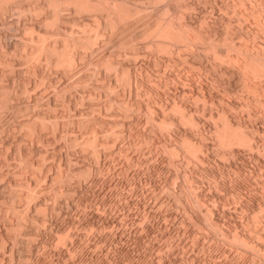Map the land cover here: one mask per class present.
Segmentation results:
<instances>
[{
	"label": "rangeland",
	"instance_id": "1",
	"mask_svg": "<svg viewBox=\"0 0 264 264\" xmlns=\"http://www.w3.org/2000/svg\"><path fill=\"white\" fill-rule=\"evenodd\" d=\"M108 1V0H107ZM111 1V0H109ZM122 2H124L125 4L130 3L128 5H137L139 7H141V11L143 10L145 13H148V15H151L150 18L154 19L152 22V25L154 22L156 21L155 18L159 17H166V13L167 15L169 14V10H165V6H167L168 4H174L175 6H177V10H179V12H181L182 10H186V11H190V13H192V17L193 20L195 19V21L202 16L203 14L206 16V19L208 18V20H213L215 23L214 25H216V29L218 30L217 32V36L219 40H217V42H219L221 44V42L223 44H221V46L226 47L229 44V40L225 39L223 36L224 34H226L225 30L223 32V29L226 28L228 34H230L232 31V29H238V27H240L239 29H241L242 31L245 32V30L247 31L248 29L252 30V24H249V22L252 20V18H247L245 19V21H243L244 19H242L241 23H237V15H240L239 13H235L238 10H241L243 5H239L240 3L237 4V2H233L234 0H120ZM181 1V2H180ZM186 2V6L187 8H183ZM188 1V3H187ZM232 1V3H231ZM30 2V0H13V5L14 8H16V12L15 13H11L12 10H10L7 14V18L3 21V23H0V32H2L5 37H3V39H5L6 41L8 39H12V41H18L17 43L20 42V39L23 37V35H25L24 30H23V24H24V20H26L25 24H27V21L29 20H33L37 23H41V19L39 16H37V18L40 19V21H36L39 20L34 17H32V15L34 16V14L31 15L30 19H23L22 16H24V12L22 14H20V12L18 13V8L19 5L24 4V3H28ZM166 2V4H165ZM174 2V3H173ZM178 2V3H177ZM180 2V3H179ZM223 2V3H222ZM229 4H228V3ZM183 3V5H182ZM192 3V4H190ZM225 3V4H224ZM165 4V5H164ZM178 4V5H177ZM188 4V5H187ZM231 4H235L238 6H233ZM163 5V6H162ZM181 7H180V6ZM194 5V7H189ZM225 5V6H224ZM160 6V8H159ZM231 7V8H230ZM163 8V9H162ZM236 8V10H235ZM244 8V7H243ZM21 9V8H19ZM70 9V10H69ZM69 9H62V15H63V11H66L64 14L65 17L62 16V18L65 20L62 23V27L61 29L63 31V33H61V35L59 36V39L62 40L60 42H63V40L65 39V34L72 32L73 34H78L81 36L82 34V38L84 41L85 45H89L90 43V47L89 49L92 50V54L91 52H89L88 47L86 48V46H84V44H81V49L79 48L80 56L77 59V63H76V69L73 70L75 67L71 66V65H66L64 64H53V66L50 67H44V63H38V75L41 74H46V76L48 75V77H46L47 80H51L53 82L50 81L51 84L45 83V85L47 84L48 87H41L39 88L38 86V79L39 76L37 74H32V71H30L31 73H27V70L25 67H23V63L16 65V67L18 66V68H16V71H14V73L10 72L9 70H6V77L9 79H11V76L15 77L17 79V83L15 82L14 84L17 86L16 90H17V95L19 98H15V101L13 105H15L13 108H9L10 111H8V113L6 112L5 114H3L4 116H6V118L8 116H10V114H12V117L8 120H6V122L4 123L3 121L0 122V129L2 128V126L6 125V128L3 127L0 131V134L2 135V137L0 136V166H6V169L3 170V166L2 168L0 167V171L1 169L3 170L2 172H0V212H1V219H0V229H2L3 232L6 233L5 239L4 238L2 240H0V242H2L0 244V264H32V262H34L33 264H62V262H64L63 264H264V257L263 260H259V253L260 255L264 256V249L263 247L257 248V250H255V247H257L255 245V240L254 239V235L256 236V234H254V230L256 231H262V233L264 234V221L261 223L259 222V224L261 223L262 227L258 226V222L259 220H263L264 218L262 216H264V213H261L260 209H255L254 213V207L256 204H251L250 206L246 205V202H248L249 200L251 201L252 199L255 200V202L258 200L263 201L264 198V154L263 156L261 155L260 158L258 156L253 157V156H249V153H247V149H246V145L241 144V143H237V145L235 144L236 142H225L227 144H225L224 142L220 143L221 141L216 139V134L215 131L212 132L209 131L207 127L205 126V128H203L204 126L201 124H199L196 128L194 127L192 124L188 123L185 121L184 122H173L171 123V121L169 120H154L153 118L155 117L154 115L158 112L159 110L156 108L158 105V103L156 104V102L154 103L152 101V98L154 99L155 96H157V92L159 95H161V97L167 101H169L168 96L171 97L169 94H172L174 92H183L185 94H182L183 96H185L186 94L188 96L191 95L188 94L190 91H195L196 90L200 91V93L203 94V92H205V95H210L211 94H215L223 100L219 101L223 104L227 106V111L228 112H233V115H236V118H244L246 120H251L252 122L258 123L257 126H259V128L262 129V127L264 126V104L262 103V100L260 101L261 98L264 97V85L263 88L260 89V91H256L252 88V86L249 84H247V82L245 81V77L247 74V76L249 77L250 75V80H254V82H264V76L262 77H257V76H252L254 75L252 73V71L250 70V68L248 66H245L244 62L242 61V59H237V58H233L235 60H233L232 58L228 59L231 61H228V59L225 57L223 58H217L214 59L213 57H210L211 53L207 52L209 56H205L204 54L202 55V53H200L201 56H199L198 52H200L199 50H201L202 48L198 46L199 44V40H193V43H190L188 46H185L184 48H188V49H183L181 50L183 53H186L184 56L187 57L185 58L183 55L181 56V51L180 53H177V57L179 56L181 59L176 58L172 55V53H169L167 51H165L162 48H157L155 45L149 43L148 41L151 38H159L161 37L160 35H157V29L156 26L151 27L150 25L147 27L148 29H144V24L140 21H137L138 23H135L133 26H131L130 28H128L127 30H121L120 28L117 30L114 28H110V27H115L114 25H112L109 21V19H107L109 16L108 12L104 9H100V8H96V9H73L69 8ZM234 9V10H233ZM259 9V8H258ZM156 11V14L154 11ZM227 12H226V11ZM15 11V10H14ZM21 11V10H19ZM88 11V12H87ZM100 11V13H99ZM104 11V12H103ZM142 11V13H143ZM148 11V12H147ZM152 14H151V12ZM158 11V12H157ZM91 12V13H90ZM106 12V13H105ZM94 13V14H93ZM99 13L101 16H99ZM104 13V14H102ZM141 13V14H142ZM150 13V14H149ZM161 15H160V14ZM200 13V14H199ZM20 14V18L17 19V15ZM52 14V10L51 8L47 11V16H49V18L51 19L52 17H50V15ZM93 14V15H92ZM106 14V17L104 16ZM165 14V16H164ZM197 14V16H196ZM202 14V15H201ZM69 15V16H67ZM89 15V16H88ZM96 15V16H95ZM103 15V16H102ZM147 15V16H148ZM163 15V16H162ZM213 15V16H212ZM215 15V16H214ZM25 16L28 17L25 13ZM52 16V15H51ZM67 16V17H66ZM88 16V18L85 17ZM91 16V17H90ZM210 16V17H209ZM11 17V18H10ZM16 17V19L14 18ZM24 17V18H26ZM36 17V15H35ZM74 17V19L72 18ZM93 17V18H92ZM105 17V18H104ZM149 17V16H148ZM214 17V18H213ZM10 18V19H9ZM66 18V19H65ZM104 18V19H103ZM231 19L230 23H227L226 19ZM14 19V20H13ZM21 19V20H20ZM82 19V20H81ZM91 19L93 21H91ZM215 19V20H214ZM235 19V21H234ZM251 19V20H249ZM67 20V21H66ZM90 20V21H87ZM96 20V21H95ZM105 20V21H104ZM108 20V21H107ZM226 24H225V22ZM77 21V22H76ZM80 21V22H79ZM99 21L102 23L100 24ZM104 21V22H102ZM65 22V25H64ZM76 22V23H75ZM90 22V23H89ZM93 22V23H92ZM110 24H109V23ZM200 21H198V24ZM56 23V22H55ZM53 21L51 23H47L50 26L46 25L47 28H49V31L51 30V28L56 27L57 28V24H55ZM195 23V22H194ZM218 23V24H217ZM224 23V24H223ZM251 23V22H250ZM55 24V26H54ZM105 24V26H104ZM107 24V25H106ZM109 24V26H108ZM138 24V25H137ZM238 24V26H237ZM241 24V25H240ZM256 24V23H253ZM111 25V26H110ZM136 25V26H135ZM155 25V24H154ZM224 27H223V26ZM226 25V26H225ZM240 25V26H239ZM251 25V26H250ZM94 26V27H93ZM108 26V28H107ZM234 26V27H232ZM66 27V28H65ZM149 27L150 30H149ZM237 27V28H236ZM246 27V28H245ZM259 27L260 30L258 31L257 28ZM255 27V31L257 29L256 32L260 33V35L258 33L255 32L254 36H248L243 40H246L248 45L247 47L254 52V50H256V46L257 44H262L264 42V32H261L264 30V28L262 29L261 26L259 24H256ZM55 28V29H56ZM110 28V29H109ZM248 28V29H247ZM55 29H52L51 31H54ZM134 29V30H133ZM153 29V30H152ZM103 30V32L101 33V31ZM120 30V31H119ZM132 30V31H131ZM143 30V31H142ZM147 30V33H146ZM156 30V31H155ZM248 30V31H249ZM50 31V33H52ZM67 31V32H66ZM106 31V32H105ZM124 33H122V32ZM137 31V32H135ZM145 31V32H144ZM154 31V32H153ZM15 32V33H14ZM92 32V33H91ZM95 32V33H94ZM97 32V33H96ZM129 37L127 39L128 44H126V40L123 42H119V38L122 35H126ZM143 32V34H142ZM230 32V33H229ZM243 32V33H244ZM85 35H84V34ZM111 33V34H110ZM114 34V36L112 37V35ZM117 33V34H116ZM137 33V34H136ZM246 33V32H245ZM75 34V35H76ZM87 34V35H86ZM91 34V35H90ZM98 34V36L96 37V39H93V35ZM102 34V35H101ZM103 34H106L103 35ZM110 34V36L108 35ZM121 34V35H120ZM136 34V35H135ZM152 34V35H151ZM258 36H257V35ZM63 35V36H62ZM84 35V36H83ZM90 35V37H89ZM131 35V36H130ZM86 36V37H85ZM102 36V37H101ZM133 36V37H132ZM150 36V37H149ZM154 36V37H153ZM223 37L224 39L221 40ZM259 36L263 37V42L261 40V37L259 38ZM53 39V36H51ZM62 39H61V38ZM88 37V38H87ZM111 37V39L109 38ZM132 37V38H130ZM136 37V38H135ZM254 37V38H253ZM256 37H258L259 39H256ZM17 40H16V39ZM85 39H87L85 41ZM110 39V40H109ZM129 39H132L131 41ZM252 40H256V41H251ZM99 40V41H98ZM221 40V42H220ZM13 41V42H14ZM89 41V42H88ZM97 43H96V42ZM108 41V42H107ZM130 41V42H129ZM134 41V42H133ZM228 41V42H227ZM133 42V43H132ZM139 42V43H138ZM257 42V43H256ZM101 43V44H100ZM119 43V44H118ZM121 43V44H120ZM125 43V44H124ZM133 45H132V44ZM252 43V45L250 44ZM255 43V44H254ZM93 44V45H92ZM108 44V45H107ZM219 44V45H220ZM256 46H254V45ZM121 45V46H120ZM126 45V46H125ZM131 47H130V46ZM135 45V46H134ZM138 45V47H137ZM243 45V44H242ZM84 46V47H83ZM91 46H93L94 48H92ZM97 46V47H96ZM109 46V47H108ZM119 46V47H118ZM123 46V47H122ZM253 46V47H252ZM9 47L11 48V46L5 47V51L9 53ZM105 47V48H104ZM126 47V48H125ZM155 47V48H154ZM255 47V48H254ZM86 50H85V49ZM96 48V49H95ZM125 48V51H124ZM131 48V49H129ZM254 48V49H253ZM106 49V50H105ZM121 49V50H119ZM147 49V50H146ZM153 49H157V50H153ZM129 50V51H128ZM135 50V51H134ZM142 50V51H140ZM160 50V51H159ZM131 51V52H130ZM149 51V53H148ZM234 50H231L230 52H233ZM99 52V53H98ZM102 52V53H101ZM136 52V53H135ZM153 52V53H152ZM156 52V53H155ZM164 52V53H163ZM194 52V54L192 55V53ZM84 53L86 55H84ZM90 53V55H89ZM95 53V54H94ZM111 53V54H110ZM119 53V54H118ZM138 53V54H137ZM145 53V54H144ZM160 53V54H159ZM168 53V54H167ZM108 54V55H107ZM128 54V55H127ZM144 56H143V55ZM165 54V55H164ZM94 57H91V56ZM103 57H101V56ZM120 55V56H119ZM158 55V56H157ZM166 56V57H163ZM168 55V56H167ZM90 56V57H89ZM110 56V58H109ZM113 56V57H112ZM117 56V57H116ZM171 56V57H170ZM173 56V58H172ZM194 56V57H193ZM196 56V57H195ZM200 58H199V57ZM99 57H101L104 60L105 58H109V60L111 59L110 63H112V65H110V67H106V63H109V60L105 59L104 61L101 59V63H99ZM121 57V58H120ZM129 57V58H128ZM154 57V58H153ZM169 61H168V59ZM170 57V58H169ZM193 57V58H192ZM88 58V59H87ZM113 58V59H112ZM225 58V60L223 61V59ZM83 59V61L81 60ZM93 61H92V60ZM115 59V60H114ZM157 59V61H155ZM175 59V60H173ZM178 59V60H177ZM218 59H220L219 61L223 62H227V66L224 65L225 63H223L221 61V63L218 61ZM79 60V61H78ZM98 60V61H97ZM113 60V61H112ZM174 63H173V61ZM207 60V61H206ZM216 60V61H214ZM13 61H15L13 59ZM90 61V62H89ZM93 63H92V62ZM104 62V66L102 65ZM108 61V62H106ZM118 61V62H117ZM120 61V62H119ZM123 61V62H122ZM142 61V62H141ZM164 61L166 63H164ZM179 61V62H178ZM199 61V62H198ZM95 62V63H94ZM159 62L161 64H159ZM172 62V63H171ZM188 62V63H187ZM193 62V63H192ZM216 62V63H215ZM219 62V63H218ZM232 62V63H231ZM239 62V63H237ZM84 63V64H83ZM90 63V64H89ZM98 65H97V64ZM136 63V64H135ZM141 63V64H140ZM195 63V64H194ZM212 63V64H211ZM230 63V64H229ZM241 63V64H240ZM43 66H42V65ZM81 64V67H80ZM83 64V65H82ZM92 64V65H91ZM101 64V65H100ZM115 65L117 68H115ZM129 64V65H128ZM177 64V65H176ZM181 64V65H180ZM210 64V65H209ZM20 65V66H19ZM41 65V66H40ZM79 65V66H78ZM96 65V66H95ZM119 65V66H118ZM158 65V68H157ZM206 65V66H205ZM215 65V66H214ZM234 65V66H233ZM237 65V66H236ZM242 65V66H241ZM25 66V65H24ZM60 66L62 68H60ZM69 66V67H68ZM92 66V67H91ZM112 66V67H111ZM148 66V67H147ZM233 66V67H232ZM20 67V68H19ZM41 67V68H40ZM59 67V68H58ZM73 67V68H72ZM79 67V69H78ZM123 67V68H122ZM129 67V69H128ZM166 67V68H165ZM203 67V68H202ZM216 67V68H215ZM224 67V68H222ZM245 67V68H244ZM23 68V69H22ZM64 68V69H63ZM67 68V69H66ZM68 68H70L71 70H68ZM100 68V69H99ZM114 68V69H113ZM133 68V69H132ZM141 68V69H140ZM150 68V69H149ZM152 68V69H151ZM213 68V69H212ZM220 68V70H219ZM227 68V69H226ZM229 68V69H228ZM237 68V69H236ZM19 69V70H18ZM45 69V70H43ZM47 69V71H46ZM64 71H62V70ZM107 69V70H106ZM140 69V70H139ZM218 69V70H217ZM234 69V70H233ZM241 69L243 70L241 72ZM246 69V70H245ZM26 70V71H23ZM43 70V71H42ZM90 70V71H89ZM129 70V71H128ZM147 70V72H146ZM154 70V71H153ZM173 70V71H172ZM226 70V71H225ZM245 70V71H244ZM9 71V72H7ZM42 71V72H41ZM46 73H43L45 72ZM72 71V72H71ZM132 73L131 77L133 76V74L135 76H138L137 78L141 80V82H144L145 84L142 85V83H139L140 81H138L137 83L132 82V85L130 87V85L127 83V80L125 79L126 73L127 72ZM175 71V72H174ZM202 71V73H201ZM25 72V73H24ZM68 72V74H67ZM70 72V73H69ZM96 72V73H95ZM125 72V73H124ZM135 72V73H134ZM139 72V73H138ZM156 72V73H155ZM166 72V73H165ZM168 72V73H167ZM217 72V73H216ZM226 72V73H225ZM247 72V73H246ZM22 73V75H21ZM49 73V74H48ZM84 73V74H83ZM87 73V74H86ZM112 73V74H111ZM115 73V74H114ZM117 73V75H116ZM244 74V76L242 74ZM250 73V74H249ZM252 73V74H251ZM15 74V75H13ZM25 74V75H23ZM27 74V75H26ZM98 74V75H97ZM120 74V75H119ZM138 74V75H137ZM179 74V75H177ZM214 74V76H213ZM232 74V75H231ZM54 75V76H53ZM57 75V76H55ZM84 75V76H83ZM124 75V76H122ZM154 75V76H153ZM171 75V76H170ZM242 75V76H241ZM22 76V77H21ZM27 77L30 78L29 79V83H30V88L29 89L31 92V105L26 106L25 102H27V94L24 93V91H22V87L24 86V80L25 78L23 77ZM33 76V77H32ZM43 76V77H44ZM51 76V78H50ZM114 76V77H113ZM122 76V77H121ZM129 76V74H128ZM166 78H165V77ZM168 76V77H167ZM173 76V77H172ZM229 76V77H227ZM19 77V78H18ZM38 77V78H37ZM55 79H54V78ZM86 77V78H85ZM117 77V78H116ZM162 77V78H160ZM223 77V79H222ZM241 77H243L244 79H242ZM254 77V79H253ZM73 78V79H72ZM83 78V79H82ZM122 78V79H121ZM165 78V80H164ZM239 78V79H238ZM256 78V79H255ZM260 78V80H258ZM20 79V80H19ZM23 79V80H22ZM36 79V80H35ZM62 79V80H61ZM82 79V80H81ZM116 79V80H115ZM147 79V80H146ZM167 79V80H166ZM174 79V81H172ZM179 79V80H178ZM184 79V80H183ZM222 79V80H221ZM263 79V80H262ZM31 80V81H30ZM35 80V81H34ZM74 80V81H73ZM100 84H99V81ZM153 80V81H152ZM160 80V82H159ZM187 80V81H186ZM189 80V81H188ZM243 82H242V81ZM11 81V80H10ZM37 81V82H36ZM94 81V82H93ZM111 81V82H110ZM123 84H121L120 83ZM123 81V82H122ZM152 81V82H151ZM155 81V82H154ZM164 81V82H163ZM168 81V82H167ZM216 81V82H215ZM220 81V82H219ZM263 81V82H262ZM34 82V83H33ZM58 82V83H57ZM98 82V83H97ZM104 82V83H102ZM147 82V83H146ZM167 82V83H166ZM177 84H175V83ZM38 83V84H37ZM69 83V84H68ZM102 83V84H101ZM126 83V84H125ZM149 83V84H148ZM169 83V84H168ZM173 83V84H172ZM191 83V84H190ZM216 83V84H215ZM243 83H246L243 84ZM23 84V86H22ZM59 84V85H58ZM107 84V85H106ZM115 84V86H114ZM125 84V85H124ZM158 84V85H157ZM181 84V85H180ZM244 86H243V85ZM264 84V83H263ZM33 85V86H32ZM44 84H42L43 86ZM55 85V86H53ZM72 85V87H71ZM77 85V86H76ZM90 85V87H89ZM122 85V86H120ZM171 85V86H169ZM186 86V87H183ZM63 86V87H62ZM92 86V87H91ZM97 86V87H96ZM153 86V87H151ZM160 86V87H159ZM169 86V87H168ZM173 86V87H172ZM82 87V88H81ZM101 87V88H100ZM141 89H140V88ZM143 87V88H142ZM176 87L177 91L174 89ZM183 87V88H182ZM189 87V88H188ZM35 88V89H34ZM39 88V89H37ZM45 88V89H44ZM48 88L50 90H48ZM57 88V89H56ZM68 88V90L66 89ZM79 88V89H78ZM97 89L98 91L94 89ZM111 88V89H110ZM122 88V89H121ZM139 88V89H138ZM146 88V89H144ZM150 89V91H152V89L154 91L149 92L148 90ZM158 88V89H157ZM162 88V89H161ZM169 88L170 91H169ZM186 88V90H185ZM193 88V89H192ZM247 88V89H246ZM252 88V89H251ZM42 91H41V90ZM66 89V90H65ZM85 89V90H84ZM89 89V90H88ZM100 89V90H99ZM125 89V90H124ZM137 89V90H136ZM144 89V90H143ZM148 89V90H147ZM166 89H168V92L165 91ZM209 89V90H208ZM45 90H46V94H45ZM91 90V91H90ZM111 90V91H109ZM117 90V91H116ZM146 90V91H145ZM37 91V92H35ZM41 91V92H40ZM66 91V92H65ZM70 91V92H69ZM88 91V92H86ZM185 91V92H184ZM218 93H217V92ZM49 92V93H48ZM54 92V93H53ZM79 92V93H78ZM91 92V94L89 95V93ZM100 92V93H99ZM107 92V93H106ZM142 92V93H141ZM150 94H149V93ZM155 92V94L153 95V93ZM166 92V93H165ZM171 92V93H170ZM177 92V93H178ZM187 92V93H186ZM232 92V93H231ZM37 93V94H36ZM44 93V95H43ZM48 93V94H47ZM63 93V94H62ZM66 95H65V94ZM70 95H69V94ZM99 93V94H98ZM121 95H119V94ZM254 93V95H253ZM43 96L42 98L40 97ZM52 94V95H51ZM72 94V95H71ZM85 94V95H84ZM102 94V95H101ZM106 94V95H105ZM148 94V95H147ZM167 94V95H166ZM223 94V95H222ZM260 94V95H259ZM263 94V95H262ZM38 95V96H37ZM55 95L57 97H55ZM59 95V96H58ZM62 95V96H61ZM66 97H65V96ZM79 95V96H78ZM98 97H97V96ZM126 95V96H125ZM137 95V96H136ZM145 95V96H143ZM166 95V96H165ZM186 95V96H187ZM222 95V96H221ZM33 96V97H32ZM61 96V97H60ZM83 96V97H82ZM109 96V97H108ZM120 96V97H119ZM141 96V97H140ZM147 96V97H146ZM149 96V97H148ZM262 96V97H261ZM28 97V96H27ZM40 97V98H39ZM50 97V98H49ZM70 97V98H69ZM79 97V98H78ZM89 97V98H88ZM95 97V98H94ZM118 97V98H117ZM131 97V98H129ZM139 99H138V98ZM256 99H255V98ZM260 97V99H259ZM37 99V102H33V99ZM83 98V99H82ZM98 98V99H97ZM100 98V99H99ZM125 98V99H123ZM141 98V99H140ZM149 98V99H147ZM156 98V97H155ZM161 98V99H162ZM44 99V100H43ZM45 99L49 101V103H51L50 105H45L42 104L41 106V102H46ZM53 99V100H52ZM66 99V100H65ZM75 99V100H74ZM94 99V100H91ZM103 99V101H102ZM146 100V103L143 102L142 100ZM151 99V100H150ZM259 99V100H258ZM62 100V101H61ZM79 100V101H77ZM84 100V101H83ZM128 100V101H127ZM135 102H134V101ZM138 100V101H137ZM144 100V101H145ZM150 100V101H148ZM190 100V99H189ZM227 100V101H226ZM235 100V102H234ZM40 101V102H39ZM89 101V102H88ZM100 101V102H99ZM110 101V102H109ZM124 101V102H123ZM126 101V102H125ZM148 101V102H147ZM193 101H197L199 103H201V99L200 100H194ZM224 101V102H222ZM42 102V103H43ZM57 102V103H56ZM64 102V104H63ZM69 102L71 104H69ZM78 102V103H77ZM120 102V103H119ZM129 102V103H128ZM142 102V103H141ZM153 102V103H152ZM230 102H233L234 104H230ZM40 103V104H39ZM59 103V104H58ZM75 103V104H73ZM81 103V104H80ZM113 103V104H112ZM142 105H140V104ZM151 104V106L153 104V108H151V106H149L151 109H153L150 113H149V108L147 107L146 104ZM33 104V105H32ZM129 106H128V105ZM132 104V105H131ZM144 104V105H143ZM149 104V105H150ZM263 104V105H262ZM36 105V106H35ZM65 105V106H64ZM71 105V106H70ZM74 105V106H73ZM86 107H84V106ZM107 105V106H106ZM212 105L211 109L215 110V105L218 106V103H213L210 104ZM261 105V106H260ZM40 106V107H39ZM46 106V107H45ZM70 106V107H69ZM128 106V107H127ZM236 106V107H235ZM75 107V108H73ZM78 107V108H77ZM81 107V111L80 110ZM142 107V108H141ZM219 107V106H218ZM263 107V108H262ZM28 108V109H27ZM30 108V109H29ZM46 108V109H45ZM84 108V109H82ZM91 108V109H90ZM96 108V109H95ZM102 110H101V109ZM134 108V109H133ZM158 110L156 111L155 110ZM173 107H169L166 108V111L168 114H176L177 111L175 109H172ZM262 108V109H261ZM12 109V110H11ZM42 109V110H40ZM72 109V111H71ZM76 109V110H75ZM78 109V110H77ZM86 109V110H85ZM114 109V111H113ZM116 109V110H115ZM29 110V111H28ZM46 110V111H45ZM57 110V111H56ZM63 110V111H62ZM69 110V111H68ZM99 110V111H98ZM108 110V111H107ZM140 110V111H139ZM170 110V111H169ZM208 110V109H207ZM206 110V111H207ZM231 110V111H230ZM14 111V112H12ZM39 111V112H38ZM42 111V112H41ZM62 111V113L60 112ZM86 111V112H85ZM129 111V112H128ZM142 111V112H141ZM172 111V112H171ZM34 112V113H33ZM40 113V114H44L45 115H50L49 119H47L42 126L41 125H37L36 129L35 128H29L26 125L20 124L18 123V118L20 117V119L23 117H29L28 115H30V118L32 116V113L34 114V116L36 115V113ZM73 112V113H71ZM112 112V114H111ZM128 112V114H127ZM160 112V111H159ZM66 113V114H65ZM77 113V114H75ZM93 113V114H92ZM105 113V114H104ZM125 113V114H124ZM131 113V114H130ZM155 113V114H154ZM238 113V114H237ZM251 113V114H250ZM16 114V115H15ZM28 114V115H27ZM58 114V115H56ZM98 114V115H97ZM145 114V115H144ZM152 114V116L154 117H150V115ZM154 114V115H153ZM248 114V115H247ZM253 114V115H252ZM27 115V116H26ZM64 115V116H63ZM105 115V116H104ZM130 115V116H129ZM144 116V117H143ZM238 116V117H237ZM245 116V117H244ZM253 116V117H252ZM14 117V118H13ZM18 117V118H16ZM58 118L57 120H55L56 118ZM60 117V119H59ZM76 117V118H75ZM99 117V118H98ZM102 117V118H101ZM111 117V118H110ZM249 117V119L247 118ZM5 118V117H4ZM22 118V119H23ZM78 118V119H77ZM101 118V119H100ZM157 118V116L155 117ZM255 118V119H254ZM21 119V120H22ZM52 119V120H51ZM70 121L72 122H69ZM74 119V121H73ZM85 119V120H84ZM113 119V120H112ZM116 119V120H115ZM149 119L151 120V122L149 121ZM214 119V117L212 118ZM49 120V121H48ZM64 124H63V122ZM90 120V121H88ZM97 120V121H96ZM99 120V121H98ZM115 120V121H114ZM121 120V121H119ZM139 120V121H138ZM143 120V121H142ZM180 120V119H179ZM60 123H54V122H59ZM94 121V122H93ZM137 121V122H136ZM156 124H155V122ZM162 121V122H161ZM76 122V123H75ZM91 122V123H89ZM99 122V123H98ZM110 122V123H109ZM161 122V123H160ZM165 122V124H164ZM169 122V124H168ZM214 122V121H213ZM254 122V123H255ZM3 123V125H2ZM53 126H58L57 129L55 130L56 127L52 128V124ZM89 123V124H88ZM122 123V124H121ZM150 123V124H149ZM153 123V124H152ZM167 123V125H166ZM188 123V124H186ZM255 123V124H256ZM72 124V125H71ZM108 124V125H107ZM137 124V125H136ZM140 124V125H139ZM154 125V127L152 125ZM12 125V126H11ZM22 125V126H21ZM47 125L46 129L44 128ZM48 125H49V129H48ZM69 125V127L67 126ZM75 125V127H74ZM81 125V126H80ZM94 125V126H93ZM135 127H134V126ZM162 125V126H161ZM179 125V126H178ZM84 126V128H83ZM87 126V127H86ZM131 126V128H130ZM187 126V127H186ZM262 126V127H261ZM8 127V128H7ZM12 127V128H11ZM24 127V128H23ZM37 127H39V129H37ZM68 127V129H67ZM72 127H74L72 129ZM79 127V128H78ZM89 127V128H88ZM95 127V128H94ZM108 127V128H107ZM138 127V128H137ZM157 129H156V128ZM167 127V128H166ZM184 127L186 128L184 131ZM190 127L192 129H190ZM5 128V129H4ZM27 128V129H26ZM42 128V129H41ZM63 128V129H62ZM95 130H94V129ZM124 128V130H122ZM129 128V129H128ZM146 128V129H145ZM181 128V130H180ZM188 128L190 130L188 131ZM202 130H199V129ZM79 129V130H78ZM83 129V130H82ZM87 129V130H85ZM98 129V130H96ZM104 129V130H102ZM107 129V130H106ZM137 129V130H136ZM144 129V130H143ZM152 129V130H150ZM155 129V130H154ZM38 130V132L36 131ZM44 130V131H42ZM49 130V131H48ZM54 130H55V135H54ZM63 130V131H62ZM68 130V131H67ZM80 130H82V133H80ZM111 130V131H110ZM131 130V131H130ZM149 130V131H148ZM180 130V131H179ZM196 130H198V132H203L205 139L209 140L207 143H209L210 145L208 146V151L207 152V159H205V161L203 160V165L204 167H208L207 168H215V170H220L221 165L223 164L224 168L226 169L224 173H222L223 176L219 175L217 178L212 177L210 174L203 172V168L202 167V162H200L197 158H196V153H194L195 151L191 150L190 148H188L187 146V140L181 135V133L186 132V134H188L190 137H192V140H196L197 137L199 135L196 134ZM206 130V131H205ZM21 131V132H20ZM34 131V132H33ZM48 131V132H47ZM59 131H61L59 133ZM75 131V132H73ZM95 131L97 132V134L95 133ZM144 131V132H143ZM182 131V132H181ZM17 132L19 134H17ZM24 132V133H23ZM30 132V133H29ZM37 132V133H36ZM41 132V133H40ZM43 132H46L45 134H43ZM65 132V133H64ZM104 132V133H103ZM153 132V133H152ZM197 132V133H198ZM208 132V133H206ZM6 135H5V134ZM48 133V134H47ZM52 135H51V134ZM64 133V134H62ZM67 133V134H66ZM82 134L80 136V134ZM123 133V134H122ZM133 133V134H131ZM141 133V134H140ZM148 133V134H147ZM160 133H163L160 135ZM195 133V134H194ZM13 134V136H12ZM15 134V135H14ZM22 134V135H21ZM29 134V135H27ZM37 134V136H36ZM78 134V137H77ZM86 134V135H85ZM149 136H147V135ZM167 134V135H166ZM172 136H171V135ZM213 134V135H212ZM26 135V136H24ZM48 137H46V136ZM51 135V136H50ZM98 135V137H96ZM106 135V136H105ZM122 135V136H121ZM132 135V136H131ZM139 135V136H137ZM142 135V136H141ZM145 135V136H144ZM159 135V136H158ZM194 135V136H193ZM34 136V138H33ZM45 136V137H43ZM80 136V137H79ZM88 136H90V138H88ZM93 136L95 137V140H97L96 144L92 143V141L94 140ZM128 136V137H127ZM130 136V137H129ZM141 136V137H140ZM171 136V137H170ZM181 136V137H180ZM38 137L40 138L38 140ZM108 137V138H107ZM121 137V138H120ZM124 137V138H123ZM134 137V139L132 138ZM145 137V138H143ZM148 137V138H147ZM152 137V138H151ZM166 141L165 140V138ZM174 137H176L174 139ZM196 137V138H195ZM209 137V139H208ZM31 138V139H28ZM44 138V141L43 139ZM48 138V139H47ZM51 138V139H50ZM78 138V139H77ZM88 138V141L91 139L90 142H84L86 139ZM99 138V140L97 139ZM119 138V139H118ZM130 138V139H128ZM142 138V139H141ZM161 138V139H160ZM172 138V139H171ZM8 139V140H7ZM42 139V140H41ZM58 139V140H57ZM63 139V140H62ZM75 139V140H74ZM80 139V140H79ZM102 139V140H101ZM144 139V140H143ZM177 139V140H176ZM181 139V141H180ZM213 139V140H212ZM4 140V142H3ZM19 140V141H18ZM34 144H33V142ZM61 140V141H60ZM74 140V141H73ZM76 140L78 142H76ZM109 140V141H108ZM153 140V141H152ZM176 140V142H175ZM23 141L25 142V144L23 143ZM30 141V142H29ZM42 141V142H41ZM81 141V142H80ZM87 141V140H86ZM104 141V143H103ZM125 141V143L123 142ZM127 141V142H126ZM133 141L135 142V144L133 143ZM148 141V142H147ZM152 141V142H151ZM166 141V142H165ZM3 142V143H1ZM14 144H13V143ZM17 142V143H16ZM31 142L33 145H31ZM36 142V143H35ZM38 142V143H37ZM44 142V143H43ZM80 142V143H79ZM84 142V143H83ZM95 142V141H93ZM131 142V143H130ZM139 142V143H137ZM169 142H171L169 144ZM175 142V143H174ZM186 142V143H185ZM215 142V143H214ZM22 145H21V144ZM29 143V144H26ZM70 143V144H69ZM112 143V144H111ZM121 143V144H120ZM123 143V144H122ZM133 143V144H132ZM158 143V144H157ZM167 143V145H166ZM182 143V145H180ZM219 143V144H218ZM82 144V145H81ZM87 144V145H86ZM95 144V145H94ZM100 144V145H99ZM108 144V145H107ZM130 144V145H129ZM150 146H149V145ZM5 145V146H3ZM12 145V146H9ZM26 145V146H24ZM37 145V146H36ZM41 145V146H40ZM122 145V146H121ZM133 145V146H132ZM136 145V146H135ZM142 145V147H141ZM9 146V147H8ZM20 146V148H19ZM34 146V147H32ZM67 146V147H66ZM83 146V147H82ZM89 146V147H87ZM113 146V147H112ZM149 146V147H148ZM179 146H183L184 150L182 151L181 148H179ZM186 146V147H185ZM229 146V147H228ZM244 146V147H243ZM25 147V149H23ZM29 147V148H28ZM35 147H37L38 150L35 149ZM87 147V149H86ZM98 149H97V148ZM111 147V148H110ZM120 147V149H119ZM140 147V148H139ZM152 147V148H151ZM160 147V148H159ZM170 147H172L170 149ZM175 147V149L173 148ZM241 147V148H240ZM243 147V148H242ZM3 148V149H2ZM5 148V149H4ZM8 148V149H7ZM17 148V149H16ZM19 148V149H18ZM42 148V150H41ZM68 148V149H67ZM73 148V149H71ZM132 148V149H131ZM135 148V149H134ZM143 148V149H142ZM151 148V149H150ZM186 148V149H185ZM212 148V149H211ZM225 148V149H224ZM239 149V152L241 153L240 155H237L234 153V149ZM245 148V149H244ZM10 152L7 151V150ZM23 149V150H22ZM30 149V150H28ZM77 151H75V150ZM110 149V150H109ZM114 149V150H113ZM137 149V150H136ZM231 149L234 153L228 154V151L231 152ZM244 149V151H243ZM20 151L21 155L23 157H21L20 155ZM68 150V152H67ZM82 150V151H81ZM95 150V151H94ZM101 153L99 154L98 152ZM177 150V151H176ZM180 150V151H179ZM188 150V151H187ZM246 150V151H245ZM7 151V152H6ZM15 151V152H14ZM31 151V152H30ZM36 151V152H35ZM43 151V153H42ZM55 151V152H54ZM98 151V152H96ZM103 151V152H102ZM106 151V152H105ZM116 151V152H115ZM126 151V152H125ZM218 151V152H217ZM3 152V154H2ZM34 154H33V153ZM48 152V153H47ZM74 152V153H73ZM78 154H77V153ZM127 152H129V157L127 155ZM135 154H134V153ZM144 152V153H143ZM149 152V153H148ZM180 152V153H179ZM187 152V153H186ZM226 152V153H225ZM245 152V153H244ZM31 153V155H30ZM46 153V154H45ZM62 155H61V154ZM96 155H95V154ZM98 153V154H97ZM104 153V154H103ZM115 153V154H114ZM210 153V154H209ZM219 153V154H218ZM244 153V154H243ZM14 154V157L13 155ZM42 154V155H41ZM69 154V155H68ZM119 156H118V155ZM174 154V155H173ZM195 154V155H194ZM3 155V156H2ZM16 155V156H15ZM29 155V156H27ZM40 157H39V156ZM45 155V156H44ZM72 155V156H71ZM98 155V156H97ZM101 155V156H99ZM137 155V156H136ZM190 155V156H189ZM8 156V158L6 159L5 157ZM12 156V157H10ZM19 156V157H18ZM31 156H32V160H31ZM62 156V157H61ZM67 158H66V157ZM76 156V157H75ZM81 156V157H79ZM104 156V157H103ZM127 158H126V157ZM139 156V157H138ZM146 156V157H143ZM211 160H210V158ZM233 156V158H232ZM30 159H29V158ZM61 157V158H60ZM71 157V159H69ZM74 157V158H73ZM98 157H100L99 161H98ZM113 157V158H111ZM121 157V158H120ZM129 157V158H128ZM195 157V158H194ZM263 157V158H262ZM12 158V159H10ZM17 158V160H15ZM39 160H38V159ZM67 160H66V159ZM80 158V159H79ZM104 158V159H103ZM118 158V159H117ZM135 158V159H133ZM141 160H140V159ZM146 158V159H145ZM179 158V159H178ZM231 158V159H230ZM237 158V159H236ZM247 158V159H246ZM254 158V159H253ZM5 159V160H4ZM25 159V160H24ZM31 161V162H29ZM41 159V162H40ZM61 159V160H60ZM79 159V160H78ZM109 159V160H108ZM133 159V160H132ZM235 160L237 163H241L242 162V167L243 169H230L228 164L226 163V161L228 162V160ZM240 159V161H239ZM243 159V160H242ZM250 161H249V160ZM260 159V160H259ZM10 162H9V161ZM34 160V161H33ZM37 160V161H36ZM76 160V161H75ZM78 160V161H77ZM103 160V161H102ZM112 160V161H111ZM118 162H117V161ZM127 160V161H126ZM140 160V161H139ZM143 160V161H142ZM146 160V161H145ZM177 160V161H176ZM254 160V161H253ZM256 160V161H255ZM5 161V162H4ZM19 161L20 165H19ZM33 161V162H32ZM101 161V162H100ZM105 161V162H104ZM115 161V162H114ZM122 161V162H121ZM131 161V162H130ZM138 161V162H137ZM263 166L260 165V162ZM15 165H19V167H17L18 169H16ZM38 162V163H37ZM79 162V163H78ZM109 162V163H108ZM129 162V164H128ZM141 162V163H140ZM205 163H208V165H205ZM223 162V163H222ZM259 165H258V163ZM2 163V164H1ZM29 163V164H27ZM31 163V164H30ZM39 165L36 167H32L33 165ZM54 163V164H53ZM69 163V164H68ZM96 163L98 165H96ZM106 163V165H105ZM112 163V164H111ZM118 163V164H117ZM148 163V165H147ZM245 163V164H244ZM9 164V165H8ZM22 164V166H21ZM26 164L28 167H26ZM46 166H45V165ZM52 164V165H51ZM75 164V166H74ZM121 164V165H120ZM11 165V166H10ZM30 165V166H29ZM80 165L82 168L80 169L78 166ZM96 165V166H95ZM105 165V166H104ZM111 165V166H110ZM133 165V166H132ZM202 165V166H201ZM14 166V167H12ZM24 166V167H23ZM45 166V167H43ZM90 166V167H89ZM98 166V167H97ZM104 166V168H103ZM117 166V167H115ZM120 166V167H119ZM125 166V167H124ZM131 166V167H130ZM175 166V167H174ZM259 168H258V167ZM7 167L9 170H7ZM11 167V168H10ZM31 167L30 169L27 170V168ZM38 167V168H37ZM40 167H43L42 170ZM78 167V168H77ZM96 167V168H95ZM111 167V168H110ZM129 167V168H128ZM135 167V168H134ZM162 167V168H161ZM200 169H199V168ZM219 167V168H218ZM17 171H15V169ZM23 168V169H22ZM35 168V169H34ZM46 168V170H45ZM50 168V169H48ZM100 168V169H98ZM116 168V169H114ZM121 168V169H120ZM140 168V169H139ZM213 168V169H214ZM218 168V169H216ZM246 168V169H244ZM255 168V169H254ZM258 168V169H257ZM26 171H25V170ZM134 169V170H132ZM176 169V170H175ZM181 171H180V170ZM250 169V170H249ZM253 169V171H252ZM260 169V170H259ZM12 170V171H11ZM14 170V171H13ZM81 170V171H80ZM101 170V171H100ZM108 170V171H107ZM136 170H139L136 171ZM146 170V171H145ZM162 170V171H161ZM5 171V172H4ZM19 171V172H18ZM24 171V174L21 176L20 174H22V172ZM28 171V172H27ZM68 171V172H67ZM91 171V172H90ZM132 171H134L135 173L133 174ZM179 171V172H178ZM200 171V172H199ZM236 171V172H235ZM238 171V172H237ZM8 172H10L8 174ZM16 172V173H15ZM35 172V173H34ZM47 172V173H46ZM49 172V173H48ZM76 172V173H75ZM91 173L88 175V173ZM129 172V173H128ZM137 172V173H136ZM145 172V173H144ZM186 174H185V173ZM202 172V173H201ZM227 172V173H226ZM234 172V173H233ZM241 172V173H240ZM245 172V173H244ZM247 172V173H246ZM248 172H250V174H248ZM3 173V174H2ZM13 173V174H12ZM82 173V174H81ZM118 173V174H117ZM139 173V174H138ZM178 173V174H177ZM191 173L193 174L191 176ZM238 173V175H237ZM15 174V175H14ZM32 174V176L30 175ZM80 174V175H79ZM95 174V176L93 175ZM109 174V175H108ZM111 174V175H110ZM114 174V175H113ZM117 174V175H116ZM133 174V175H132ZM142 174V175H140ZM197 174V175H196ZM210 175L211 177H209L208 175ZM237 176H236V175ZM8 175V177L6 176ZM35 175V176H34ZM40 175V176H39ZM68 175V176H67ZM78 177H76V176ZM93 177H91V176ZM97 175V176H96ZM140 175V176H137ZM146 175V176H145ZM168 175V176H167ZM241 175V176H240ZM250 175V176H249ZM253 175V176H251ZM256 175V176H255ZM260 175V176H259ZM3 176V177H2ZM5 176V177H4ZM13 176H15V178H13ZM26 176V179H25ZM100 176V177H99ZM106 178H105V177ZM110 176V177H109ZM143 176V177H142ZM149 176V177H147ZM150 176H153L150 178ZM183 176V177H181ZM201 178H200V177ZM225 178L222 180V178ZM245 176V177H244ZM263 176V177H262ZM2 177V178H1ZM7 177V179H6ZM31 177V178H30ZM39 177V178H38ZM46 177V179H44ZM61 177V178H60ZM80 177V178H79ZM89 177V178H88ZM134 177L138 178V182L137 179L135 180ZM142 177V178H141ZM147 179H146V178ZM167 177V178H166ZM257 177V179H256ZM259 177V178H258ZM30 183H28L27 181ZM36 178V179H35ZM49 178V180L47 179ZM92 178V181L90 180ZM104 178V179H102ZM117 178V179H116ZM123 178V180L121 179ZM126 178V179H125ZM153 178L155 181H153ZM193 178V179H192ZM14 179H16L15 182ZM33 179V180H32ZM71 179V180H70ZM81 181H80V180ZM110 179V181H109ZM119 179V180H118ZM135 182H134V180ZM192 179V181H191ZM195 179L197 180L195 182ZM211 179V180H210ZM212 179L215 181H212ZM219 179V180H216ZM262 181H261V180ZM10 180V181H8ZM19 180V181H18ZM25 180V181H24ZM31 180V181H30ZM43 180V181H42ZM52 180V181H51ZM77 180V181H76ZM116 180V181H115ZM118 180V181H117ZM127 182H126V181ZM142 180V181H141ZM157 180V182H156ZM161 180V181H160ZM46 181V183H45ZM68 181V182H66ZM99 181V182H98ZM123 183H122V182ZM141 181V182H140ZM180 181V182H179ZM219 181H224V183H226V186L228 187H234V188H238L237 190L235 189L234 191H230V190H225L223 189L221 186L218 185ZM11 182L10 184L13 186V184L15 185V187L11 186L12 188H14L15 192L13 191V189L8 185V183ZM36 182V183H35ZM70 182V183H69ZM78 182V183H77ZM79 182L81 183L79 187ZM120 182V183H119ZM145 182V183H144ZM150 184H148V183ZM156 182V183H155ZM212 182V183H211ZM214 182H217L214 183ZM42 183V184H41ZM66 185H64V184ZM77 185H74L76 184ZM111 183V184H110ZM122 183V186L124 188H122V186L120 185ZM127 183V184H126ZM131 183V184H130ZM135 183V184H134ZM155 183V184H154ZM160 183V184H159ZM214 183V184H213ZM258 183V184H257ZM34 184V185H33ZM38 184L40 186H38ZM44 184V185H43ZM46 184V185H45ZM60 185V186H57ZM69 184V185H68ZM104 184H108V185H104ZM114 184V185H113ZM130 184V185H129ZM137 184V187H136ZM141 184V185H140ZM147 184V185H146ZM153 184V186H152ZM159 184V185H158ZM210 184V185H209ZM216 184V185H215ZM230 184V185H228ZM31 185V186H30ZM43 185V186H42ZM74 185V186H73ZM119 185L121 186V188L119 187ZM133 185L135 187H133ZM176 185V186H175ZM188 185V186H187ZM193 185V186H191ZM236 185V186H235ZM262 185V186H261ZM8 186V188H7ZM26 186V187H25ZM30 186V187H29ZM33 186V187H32ZM67 186V187H66ZM73 186V187H71ZM75 186L77 188H75ZM90 186V187H89ZM94 186V188H93ZM109 186V187H108ZM143 186V187H142ZM159 186V187H158ZM191 186V189H190ZM217 186V187H216ZM219 186V187H218ZM10 187V188H9ZM36 187H40L37 188L35 190ZM43 187V188H41ZM51 187V190H49V188ZM56 187V188H55ZM85 187V188H84ZM116 187V188H115ZM128 187V188H127ZM133 187V189H132ZM142 187V188H141ZM146 187V188H145ZM172 187V189H171ZM180 189H179V188ZM193 187V188H192ZM198 187V188H197ZM201 187V188H199ZM256 187V188H255ZM17 188V189H15ZM21 188V189H20ZM30 188V189H29ZM54 188V189H53ZM60 188V189H58ZM69 188V191H68ZM80 188V189H79ZM130 188V189H129ZM136 188V189H135ZM182 188V189H181ZM197 188V189H196ZM240 188V189H239ZM9 189L11 191H9ZM24 189V191L22 192L23 194L20 192ZM33 189V190H32ZM39 189H43L40 190ZM53 189V190H52ZM72 189V190H71ZM77 189V191H76ZM84 189V190H82ZM99 189V190H98ZM109 189V190H108ZM118 189V190H117ZM124 193H122V190ZM149 189V190H148ZM19 190V192H18ZM35 190V191H34ZM50 191L47 193H50L49 195L46 194V191ZM59 190V191H57ZM76 193H75V191ZM81 190V191H79ZM98 190V191H97ZM121 190V191H119ZM129 190V191H128ZM134 190V191H132ZM138 190V191H137ZM171 190V191H170ZM177 190V191H176ZM186 190L188 192H191V194L196 195L197 192L199 190H201V196L199 200L197 198V200L193 199L192 195H186ZM191 190H194L195 192H192ZM204 190V191H203ZM31 191V193H30ZM93 191V193H92ZM113 191V192H112ZM116 191H119L118 193H116ZM148 191V192H146ZM210 191H212V193H216L219 191V193L222 194V200L224 201H218L214 204V211H212L213 213H211V205H213V201L211 200L212 197L208 196V194H212ZM239 191V192H237ZM14 192V193H20V195L22 196V198H20L21 196H19L16 198L15 197V203L18 204V208L17 211L20 208V213L17 212V214L19 215V217H21L24 213L26 214V212H28L26 215L22 216L24 218H19L18 215L15 213H13L12 210H10V208L8 207V204H10V199L9 195ZM39 192V193H36ZM44 192V193H43ZM65 192V193H64ZM84 192V193H83ZM98 192V193H97ZM102 192V194H101ZM110 192V193H108ZM112 192V193H111ZM121 192V194H120ZM132 192V193H131ZM137 192V193H136ZM152 192V193H151ZM9 193V194H8ZM16 193V194H17ZM26 193H30L31 194V198L29 197H25ZM43 193V194H42ZM78 193V194H77ZM81 193V194H80ZM144 193V194H143ZM148 194L147 196L145 195ZM150 193V194H149ZM176 193V194H175ZM183 193V195H182ZM205 193L206 196H203ZM208 193V194H206ZM225 193V194H224ZM237 193V194H236ZM239 193V194H238ZM5 196H4V195ZM7 194V195H6ZM55 194L56 197L55 198ZM89 194V195H88ZM99 196H98V195ZM107 194V195H106ZM111 194V195H110ZM114 194V195H113ZM120 194V195H119ZM127 195V197L125 195ZM170 194V195H169ZM33 195V197H32ZM44 195V196H43ZM47 195V196H46ZM66 195V196H65ZM80 195V196H79ZM110 195V196H109ZM114 197H113V196ZM152 195V196H151ZM193 195V196H194ZM239 195V196H238ZM241 195V196H240ZM4 196V197H3ZM52 196V197H50ZM69 196V197H68ZM83 196V198H82ZM86 196V197H85ZM102 196L108 198H103ZM109 196V197H108ZM122 196V197H121ZM151 196V197H150ZM165 196V197H164ZM183 196V197H182ZM8 197V198H7ZM41 197V199L39 198ZM47 197V198H44ZM61 197V198H60ZM77 197V199H76ZM79 197V199H78ZM99 197V198H98ZM101 197V198H100ZM131 197V198H130ZM149 197V198H147ZM164 197V198H163ZM169 197V198H168ZM191 197V199H190ZM204 197L205 200H204ZM242 197V198H241ZM250 197V199H248ZM3 198V200H2ZM27 198V200H26ZM38 199V201L36 202V199ZM50 198V199H49ZM55 198V200H54ZM82 198V199H80ZM88 198V199H87ZM92 198V199H91ZM123 198V199H121ZM127 198L129 201H125ZM130 198V199H129ZM133 198V200H132ZM163 198V199H162ZM168 198V199H167ZM171 198V199H170ZM246 198V199H243ZM260 198V199H259ZM5 199V200H4ZM21 199V200H20ZM28 199H30L31 201H29L28 204H30L31 202V207H29V205L27 204ZM35 199V201H34ZM66 199V200H65ZM74 199V200H73ZM87 199V200H86ZM104 203L102 206V202ZM104 199V200H103ZM107 201H106V200ZM125 199V200H124ZM189 199V200H188ZM209 199V200H208ZM242 199V200H241ZM44 200V201H43ZM49 204V206H45V204H47V202ZM49 200V201H48ZM62 200V201H61ZM77 200V201H76ZM98 200V201H96ZM114 200V201H113ZM116 200V201H115ZM137 200V203H136ZM165 200V201H164ZM203 200V201H202ZM246 200V201H245ZM9 202V203H6ZM27 201V202H26ZM34 201V202H33ZM41 201V202H40ZM43 201V202H42ZM56 202V205L53 204V202ZM75 201V205L73 204ZM83 201V202H82ZM90 201V203H89ZM92 201V202H91ZM96 201V202H95ZM100 201V202H99ZM118 201V202H117ZM145 204V202H147ZM156 201V202H155ZM189 203H188V202ZM199 201V203H198ZM45 202V203H44ZM59 202V203H58ZM80 202V203H79ZM82 202V204H81ZM86 202V203H85ZM127 202V204L125 203ZM142 202V203H141ZM223 202V203H222ZM243 202V203H242ZM42 203V204H40ZM58 203V204H57ZM70 203V204H69ZM117 203V204H116ZM136 203V204H135ZM140 203V204H139ZM47 204V205H48ZM52 204V205H51ZM61 204V205H60ZM72 205L71 207L68 206ZM78 204V205H77ZM92 204V205H91ZM111 204V205H110ZM139 204V205H138ZM244 204V205H243ZM5 205V206H4ZM59 205V206H58ZM74 205V206H73ZM82 205V208H81ZM88 205H91L88 206ZM109 205V206H108ZM117 205V206H116ZM123 205V206H122ZM130 205V206H129ZM139 207H137V206ZM144 205V206H142ZM150 205H152L151 207H149ZM246 205V206H245ZM254 205V206H252ZM51 206V207H50ZM55 206L57 209H54ZM115 206V207H114ZM122 206V207H121ZM127 206V207H126ZM139 209H137L136 207ZM147 206V208H146ZM252 206V207H251ZM29 207L32 211H30ZM62 207V208H61ZM110 207V208H109ZM124 207V208H123ZM130 207V208H129ZM146 209H144V208ZM247 207V209H246ZM6 208V209H5ZM52 208V209H50ZM67 208V209H66ZM72 208V209H71ZM127 208V209H126ZM150 208V209H149ZM153 208V211L152 209ZM155 208V209H154ZM223 208V209H222ZM245 208V209H244ZM91 209V211H89ZM94 209V211H93ZM102 209V210H101ZM123 209V210H122ZM131 210V213L129 212ZM137 209V210H136ZM149 210V212L147 213V211ZM228 211H226V210ZM236 209V210H235ZM243 209V210H242ZM28 210V211H26ZM56 211L55 212L53 211ZM62 210V212L60 211ZM64 210V211H63ZM66 210V212H65ZM98 210V212H97ZM101 210V211H100ZM104 210L106 211V213H104ZM127 210V212H126ZM135 210V211H134ZM146 210V213L145 211ZM193 210V211H192ZM223 210V211H222ZM231 210V211H230ZM235 210V211H233ZM244 210L247 211L248 215H246L244 212ZM249 210V211H248ZM251 210V211H250ZM257 210V211H256ZM6 211V212H4ZM9 211V213L7 214V212ZM24 211V212H23ZM47 211V212H46ZM73 211V212H72ZM80 211V212H79ZM113 211V213H112ZM123 211V212H122ZM125 211V212H124ZM157 211V212H156ZM159 211V213H158ZM224 213H222V212ZM233 211V212H232ZM241 211V213H240ZM35 212V214H33ZM52 212V213H51ZM104 213L106 215H102L101 214ZM129 212V213H128ZM139 212V214H138ZM141 212V213H140ZM144 212V215H142ZM170 212V213H169ZM194 212V213H193ZM210 212V213H209ZM231 212V213H230ZM244 212V213H243ZM251 212V213H250ZM4 213V215H3ZM36 213L41 214L39 215L37 218L36 217ZM47 213V214H44ZM64 213V214H63ZM92 213V214H91ZM108 213V214H107ZM109 213H111V215H109ZM128 213V214H127ZM137 213V214H136ZM156 213V214H155ZM172 213V214H171ZM198 213V214H197ZM222 213V215H220ZM237 215H235V214ZM259 213V214H258ZM10 214V215H9ZM52 216H51V215ZM55 214V215H54ZM89 216H88V215ZM100 214V215H99ZM117 214L116 216L113 217V215ZM126 214V216H125ZM141 214V215H140ZM147 214V215H146ZM151 214V215H150ZM159 214V216H158ZM161 214V215H160ZM170 214V215H168ZM195 214V215H194ZM214 214V216H213ZM233 214V215H232ZM262 214V215H261ZM13 215V216H12ZM47 217L48 221H46V217L43 218L44 216ZM56 215H61V216H56ZM67 215V216H66ZM71 215V216H69ZM75 215V216H74ZM97 215V216H96ZM131 215V216H130ZM138 216V217H135ZM156 215V216H155ZM217 215V216H216ZM220 215V216H219ZM226 215V216H225ZM231 215V218H230ZM260 216V219L257 220V218H253L254 216ZM9 216V217H8ZM17 216V219H16ZM27 216V217H26ZM32 216V217H31ZM37 218L35 219L34 218ZM52 220H50L51 217ZM66 216V218H65ZM93 216V217H92ZM102 216V217H99ZM121 216H125L120 218ZM141 216V217H140ZM144 216V217H143ZM149 216V217H148ZM154 216V217H153ZM158 216V217H157ZM199 218H198V217ZM213 216V217H211ZM216 216V218H215ZM228 216V217H227ZM241 216H245L244 218ZM248 216V219H246ZM6 217V218H5ZM11 217V218H10ZM31 217V218H30ZM58 217V218H57ZM70 217V218H69ZM73 219H72V218ZM95 217V218H94ZM98 217V218H97ZM111 217V218H110ZM132 217V218H131ZM150 217L154 218L151 220ZM156 217V218H155ZM211 217V220L210 218ZM219 217V218H218ZM221 217V218H220ZM226 217V218H225ZM232 217L234 219H232ZM10 218V219H9ZM57 218V219H56ZM65 218V219H63ZM68 218V219H67ZM79 218V219H78ZM85 218V220H84ZM87 218V219H86ZM94 221H93V219ZM104 218V219H103ZM114 218V220H113ZM131 218L132 221L131 222ZM158 218V220H157ZM225 218V219H224ZM230 218V219H229ZM238 218H240V220H242L243 222H241L240 220H237ZM244 220H243V219ZM4 219V220H3ZM7 219V220H6ZM25 219V220H24ZM35 219V220H34ZM42 219V220H41ZM71 219L73 222H71ZM74 219L76 220V222L74 221ZM98 219V221L96 220ZM101 219V221H100ZM108 219V223L107 222ZM125 220L124 223H126V227L125 224L123 225V222L121 224L120 220ZM135 219V220H133ZM139 219V220H137ZM142 219V220H141ZM147 221H146V220ZM193 219V220H192ZM201 219V220H200ZM216 221H215V220ZM220 219V220H218ZM229 219V220H228ZM254 221H253V220ZM10 220V221H9ZM13 220V222H12ZM20 220V222L17 225V222ZM38 220V221H36ZM45 220V221H44ZM57 220V221H56ZM61 220V221H60ZM64 220V221H63ZM67 220V221H66ZM78 220V221H77ZM82 220V223H80L79 221ZM89 220H91L89 222ZM117 220V221H116ZM119 220V221H118ZM145 221L142 225L140 222L136 224L137 221ZM200 222H199V221ZM208 220V221H207ZM214 220V221H213ZM237 224L238 228H237V233L239 234H243V236H238L237 234H234V231L232 229V224ZM257 220V221H256ZM25 221V223H24ZM69 221V222H68ZM86 221V222H85ZM103 221V224L101 223ZM149 221V222H148ZM212 221V222H211ZM235 221V223H234ZM238 221V222H237ZM246 221H249L248 223ZM256 221V224H254L253 222ZM7 222V223H6ZM38 222V223H37ZM44 222H47L44 223ZM50 222L52 224H50ZM60 222H63L62 225ZM88 222V223H87ZM101 224H100V223ZM116 222V223H114ZM119 222V224H118ZM158 222V223H157ZM224 224H223V223ZM228 222L230 225L229 227H231V233L229 234V232L225 231V233H223L222 231L227 228L228 226ZM4 225H2V224ZM13 223V224H11ZM58 223V224H57ZM79 223V225H78ZM93 226L95 224V226H90V224ZM114 223V224H112ZM131 223V225H130ZM146 223V225H145ZM154 223V224H153ZM160 223V224H159ZM162 223V224H161ZM7 224V225H6ZM23 226H27L28 229H26V227H22ZM46 224V226H44ZM63 229L58 230L55 229L56 226H63ZM69 227H68V225ZM73 224V225H72ZM75 224V225H74ZM83 224H89L87 227ZM110 224L111 227H108ZM118 224V225H117ZM123 225L121 228L118 226ZM137 225V226H134ZM151 224V225H150ZM155 224H159L155 225ZM223 224V225H222ZM10 225V226H9ZM15 225L19 226L16 227ZM21 225V228H20ZM31 225V226H30ZM53 227H52V226ZM70 225H72L73 227H70ZM78 226V232L77 233V227ZM83 225V226H81ZM97 225V226H96ZM101 227H100V226ZM107 225V226H106ZM112 225L114 227V229L112 228ZM141 225V226H140ZM203 225V226H202ZM221 225V226H220ZM256 225V228L254 229ZM15 226V227H14ZM30 226V227H28ZM75 226V227H74ZM82 227L81 229L83 230H79L80 227ZM139 226V227H138ZM147 226V228H146ZM153 226V228H152ZM155 226V227H154ZM157 226V227H156ZM254 226V227H253ZM7 227V228H6ZM36 227V228H35ZM42 227V228H41ZM46 229H45V228ZM51 227V229H50ZM90 227V228H89ZM97 228L96 230L94 228ZM104 227V228H103ZM126 227V228H124ZM132 230H131V228ZM136 227V228H135ZM145 227V228H144ZM225 227V228H224ZM241 227V228H240ZM252 227V229H251ZM11 228V229H10ZM18 228V229H17ZM24 228V229H23ZM32 230H31V229ZM45 230H44V229ZM53 228V231H52ZM65 228V229H64ZM67 228H70L67 229ZM72 228V229H71ZM75 230H74V229ZM86 228V229H85ZM111 230V233L108 232L109 229ZM120 228V229H117ZM133 228H135V230H133ZM143 228V229H141ZM151 228V229H150ZM159 230H158V229ZM164 228V229H163ZM206 228V229H205ZM261 230H260V229ZM20 229V230H19ZM23 231H22V230ZM30 229V230H29ZM38 229V231H34ZM89 229V230H88ZM100 229V230H99ZM104 229V230H103ZM113 229V232H112ZM130 229V230H129ZM138 229V230H137ZM144 230L147 231L144 234V231H142L143 233H141L142 235H139L140 233H138V231L140 230ZM154 229V230H153ZM168 229V230H167ZM241 229V230H240ZM251 231H250V230ZM254 229V230H253ZM9 230V231H8ZM11 230V231H10ZM16 230V232H15ZM27 230V231H25ZM29 230V231H28ZM44 230V231H43ZM56 230V231H55ZM65 230H69L68 232H66ZM74 230L75 233L72 231ZM99 230L98 232L100 234H98L96 231ZM125 230V231H124ZM128 230V231H127ZM170 230V231H169ZM244 230V231H243ZM247 230V231H246ZM249 230V231H248ZM19 231H22V233H20ZM31 231V232H30ZM43 231V232H42ZM51 231V232H49ZM62 231V232H61ZM89 233L88 235L85 233ZM93 231V232H92ZM106 231V232H105ZM122 231V232H121ZM130 231V232H129ZM135 231V233L133 232ZM179 231V232H178ZM239 231V232H238ZM241 231V232H240ZM256 231V232H257ZM9 232V234H7ZM33 232V233H32ZM37 232L39 233V235L37 234ZM44 234H42V233ZM56 232V233H55ZM65 232V234H63ZM95 232V234H94ZM104 232V233H103ZM116 232V233H114ZM126 232L128 234H126ZM157 232V233H156ZM176 232V233H175ZM233 232V234H232ZM244 232V233H242ZM250 232V233H249ZM255 232V233H256ZM12 233V235H11ZM17 233V235H15ZM20 233V234H19ZM24 233V234H23ZM28 233V236H26ZM32 233V234H31ZM36 233V234H35ZM57 233H59V237H57ZM68 233V234H66ZM73 235H70V234ZM81 233V234H80ZM85 233V234H84ZM120 233V234H119ZM152 233V234H151ZM228 233V234H227ZM250 235H249V234ZM252 233V235H251ZM22 234V235H21ZM31 234V235H30ZM53 236H52V235ZM56 234V235H55ZM74 234L78 237L74 238V245L73 247H68L69 242H70V238L72 236H74ZM91 234V235H90ZM95 236H92V235ZM102 234V235H101ZM105 234V235H104ZM113 238H112V235ZM130 234V235H129ZM146 234L148 235V237L146 236ZM9 235H11L9 237ZM30 235V236H29ZM37 235V236H35ZM48 235V236H47ZM71 236L68 237V239L64 238L63 236ZM83 235L85 237H83ZM106 235H108L106 237ZM119 235V236H118ZM128 235V236H127ZM154 235V236H153ZM178 235V236H177ZM226 235V236H225ZM227 235H229L227 237ZM235 235V236H233ZM247 235V236H246ZM22 236V237H20ZM33 236V237H31ZM38 236H40L38 238ZM44 236V237H43ZM56 236V237H55ZM100 236V237H99ZM117 236V238L115 237ZM127 236V237H126ZM133 236H135L133 238ZM142 236V237H140ZM232 236V237H231ZM263 236V235H262ZM16 237V238H15ZM36 237V238H35ZM47 237V239H46ZM55 242L51 241L52 238ZM81 237V238H79ZM83 237V238H82ZM90 237V238H89ZM98 237V238H97ZM137 237V238H136ZM143 237L145 238L143 241ZM225 237V238H224ZM233 237H237L239 239H235ZM242 237V241L241 240ZM249 237V238H248ZM10 238V239H9ZM15 238V240H14ZM45 240H43V239ZM51 238V239H50ZM56 238V239H55ZM72 238V239H73ZM87 238H88V242H87ZM95 238V239H94ZM97 238V240H96ZM110 238V239H107ZM151 238V239H150ZM228 238V239H227ZM247 238V239H246ZM257 238V237H256ZM16 239L18 240V242L16 241ZM42 239V240H41ZM64 239V242H63ZM65 239L66 242L65 244ZM77 239V240H76ZM83 239V242H81ZM86 239V240H85ZM90 239V240H89ZM105 239V240H104ZM114 239V241H113ZM130 239V240H128ZM135 239V240H134ZM157 239V240H155ZM203 239V240H202ZM245 239V240H244ZM249 239V242H247V240ZM252 239V240H251ZM22 240V241H21ZM49 240V242L51 241V243L47 242ZM79 240H81L79 242ZM96 240V241H94ZM121 240V241H120ZM159 240V241H158ZM5 241V242H4ZM12 241V242H11ZM16 241V242H15ZM40 241V243H39ZM90 241V242H89ZM94 241V243L92 242ZM98 241V242H97ZM111 243H110V242ZM131 241V242H130ZM137 241V242H136ZM146 241V242H145ZM155 241V242H154ZM158 241V242H157ZM161 241V242H160ZM246 241V242H245ZM4 242V243H3ZM6 242H8L9 244H6ZM46 242V243H45ZM77 242V243H76ZM126 242V243H125ZM128 242V243H127ZM144 242V243H143ZM152 242H154V244H152ZM249 243L251 245H246L243 243ZM13 243L15 244L13 247ZM22 243V244H21ZM24 243V244H23ZM27 243V244H26ZM37 243V244H35ZM43 243H45L43 245ZM47 243L49 245H47ZM80 245H79V244ZM84 243V244H82ZM90 243L88 246L87 244ZM118 243V244H117ZM131 243V244H130ZM146 243V244H145ZM157 243V244H156ZM159 243V244H158ZM161 243V244H160ZM5 244V246H4ZM17 244V245H16ZM26 244V246H25ZM63 244V245H62ZM65 244V245H64ZM116 244V245H115ZM129 244V245H126ZM221 244V245H220ZM227 244V245H226ZM243 244V245H242ZM21 245L23 246L21 248ZM40 245V246H39ZM62 245V246H61ZM67 245V246H66ZM82 245V246H81ZM106 245V246H105ZM118 245V246H117ZM123 245V246H122ZM151 245V246H150ZM158 245V246H157ZM161 245V246H160ZM163 245V246H162ZM253 245V246H252ZM5 247V248H2ZM16 246H19L16 248ZM31 246L32 249H30L29 247ZM43 246V247H42ZM51 246V247H48ZM56 246H58V250L56 248ZM65 246V247H63ZM78 248H76V247ZM91 246V247H90ZM101 246V247H100ZM122 246V248H121ZM143 246V247H142ZM146 246V247H145ZM34 247V249H33ZM54 247L56 248V251L54 249ZM98 247V248H97ZM118 247V248H117ZM125 247V249H124ZM207 247V248H206ZM248 247V248H247ZM13 250H12V249ZM37 248V249H36ZM44 249L41 250V249ZM63 248V250H62ZM69 248V249H67ZM72 248V249H71ZM74 248V249H73ZM76 248V249H75ZM88 248V250H87ZM144 248V249H143ZM159 248V250H158ZM161 248V249H160ZM204 248V249H203ZM219 248V249H218ZM227 248V249H226ZM5 251H4V250ZM30 249V250H29ZM78 249V250H77ZM98 249V250H96ZM100 249V250H99ZM147 249V250H146ZM157 249V250H156ZM192 249V250H191ZM207 249V250H206ZM263 249V250H262ZM20 250V251H18ZM47 250V251H46ZM50 250L51 252H54L55 254L51 253L50 254ZM60 250V251H59ZM62 250V251H61ZM65 250V251H64ZM69 250V252H68ZM72 250V251H71ZM77 250L76 253H78L76 255L75 251ZM142 250V251H141ZM209 250V251H208ZM224 250V251H223ZM236 250V251H235ZM259 250V252H257ZM32 251V252H30ZM82 251V252H81ZM97 251V252H96ZM126 251V252H125ZM137 251V252H136ZM212 251V252H211ZM261 251L263 254H261ZM5 252V253H4ZM40 252V253H39ZM49 252V254H48ZM64 252H66L64 254ZM68 252V253H67ZM73 252V253H71ZM106 252V253H105ZM142 252V253H141ZM168 252V253H167ZM215 252V253H214ZM248 252V253H247ZM255 252V253H253ZM38 253V254H37ZM60 253V256L58 255ZM82 253V254H80ZM94 253V254H93ZM104 253V254H103ZM129 253V254H128ZM167 253V254H166ZM190 253V254H189ZM193 253V254H192ZM209 253V254H208ZM227 255H226V254ZM229 253V254H228ZM247 255H246V254ZM257 253V254H256ZM69 254V255H68ZM84 254V256H83ZM90 254V255H89ZM144 254V255H143ZM150 254V255H149ZM154 254V255H153ZM173 254V255H172ZM220 254V255H219ZM4 255V256H3ZM15 255V256H13ZM47 255V256H46ZM51 255V256H50ZM58 255V256H57ZM93 255V256H92ZM110 255V256H109ZM129 255V256H128ZM158 255V256H157ZM167 255V256H166ZM187 255V256H186ZM57 256V258H56ZM67 256V257H66ZM79 256V257H78ZM82 256V257H81ZM100 256V257H99ZM103 256V257H102ZM106 258H105V257ZM114 258H113V257ZM124 256V257H123ZM141 256V257H140ZM152 256V257H151ZM154 256V258H153ZM161 256V257H160ZM181 256V257H180ZM190 256V257H189ZM248 256V257H247ZM5 259H4V258ZM20 257V258H19ZM42 257V258H41ZM49 257V258H48ZM54 257V258H52ZM63 257V259L61 258ZM88 257V258H87ZM120 257V258H119ZM146 257V258H145ZM148 257V258H147ZM210 257V259H209ZM221 257V258H220ZM245 257V258H244ZM253 257V258H252ZM259 257V258H258ZM15 258V259H14ZM72 258V259H71ZM87 258V259H86ZM91 258V259H90ZM97 258V259H96ZM161 258V259H159ZM171 258V260H170ZM184 258V259H183ZM187 258V259H186ZM223 258V259H222ZM234 258V259H233ZM256 260H255V259ZM4 259V260H3ZM8 259V260H7ZM44 259V260H43ZM48 259V260H47ZM53 259V260H52ZM59 259V260H57ZM89 259V260H88ZM96 259V260H95ZM104 259V260H103ZM112 261H111V260ZM123 259V261H122ZM129 259V260H128ZM131 259V260H130ZM145 259V260H144ZM148 259V260H147ZM246 259V260H245ZM254 259V261H253ZM15 260V261H13ZM82 260V261H81ZM127 262H125V261ZM166 260V261H165ZM182 260V261H181ZM194 260V261H193ZM19 261V262H18ZM30 261V262H29ZM44 261V262H43ZM54 261V262H53ZM60 261V262H59ZM66 261V262H65ZM70 261V262H69ZM88 261V262H87ZM145 261V262H144ZM157 261V262H156ZM168 261V262H167ZM173 263H172V262ZM215 261V262H214ZM260 261V262H259ZM8 262V263H7ZM13 262V263H12ZM37 262V263H36ZM56 262V263H55ZM58 262V263H57ZM104 262V263H103ZM122 262V263H121ZM160 262V263H158ZM162 262V263H161ZM189 262V263H188ZM198 262V263H197ZM206 262V263H205ZM254 262V263H252Z\"/></svg>",
	"mask_w": 264,
	"mask_h": 264
},
{
	"label": "bare ground",
	"instance_id": "2",
	"mask_svg": "<svg viewBox=\"0 0 264 264\" xmlns=\"http://www.w3.org/2000/svg\"><path fill=\"white\" fill-rule=\"evenodd\" d=\"M181 2V1H180ZM179 2V3H180ZM185 2V1H184ZM228 2H229V0H228ZM227 2V3H228ZM233 2H237V4L238 3H240L239 5H243V7H242V9L241 10H238L237 9V11L235 12V13H239L240 15H237L236 16V18H237V23H241L242 22V19H244L243 21H245L246 22V20L245 19H247V18H252V20L251 19H249V20H251L250 22H249V24H252V30L250 29H248L247 31L245 30V32L244 31H242L241 29H239L241 26V24L239 25L240 27H238V29H232V30H234V31H232L230 34H228V32L226 31L227 29L226 28H224L223 29V32H224V30H225V32H226V34H224V38L225 39H228L229 40V44L226 46V47H224L223 48V46H225L226 45V43H225V45H223V46H221V44H223L222 42H221V40H223L224 38L223 37H221L222 39L220 40V42H221V44L219 43V42H217V40H219L218 39V35H217V32H218V30L216 29V25H214V21L213 20H208V18L206 19V16L203 14H201L202 16H200L196 21H195V19L193 20V17H195V16H193L192 17V13H190V11H186V10H182L181 12H179V10H177L178 8H177V6H175L174 4H166V2H165V4L167 5V6H165L164 8H165V10H169V14L167 15V13H166V17H159V15H158V18H156V17H153V18H155V20L156 21H154V22H157V23H154L153 24V26H156V24H157V26H156V29H157V35H160L161 37H159V38H151L148 42L149 43H151V44H153V45H155L157 48L159 47V48H162V49H164L165 51H167V52H169V53H172V55L174 56V57H176V58H178L176 55H177V53H180V51L181 50H183V49H188V48H184L185 46H188L190 43H193V40H199L200 42H199V44H198V46L199 47H201L202 49L201 50H199L200 52H198V54H199V56H201L200 55V53H202V55L204 54L205 56H209V55H207L209 52L211 53L210 55V57H213L214 59H217V58H223V57H225L226 56V58L228 57L229 59H233V58H239V59H242V61L244 62V64H245V66H248L249 68H250V70L252 71V73L254 74V75H252V76H257V77H262V76H264V42H263V37H261V36H259V38L261 37V40H262V44H257V46L256 45H254V46H256V50H254V52H252V51H249V50H251L250 49V47L248 48L247 47V45H248V43H247V41L246 40H243L242 41V39H245V38H247L248 36H254V34H255V32L257 31V29L259 28H257L256 27V24H259L260 26H261V28L263 27L264 28V0H234ZM174 3V2H173ZM178 3V2H177ZM187 3H188V1H187ZM223 3V2H222ZM231 3H232V1H231ZM128 4H130V3H127V4H125L124 2H122V1H120V0H111V1H107V0H30V2H28V3H24V4H21V5H19V8H21V9H17L18 10V13L20 12V14H22L23 12V14H24V16H22L23 17V19H27V18H29L30 19V17H31V15L32 14H34V16L32 15V17H34L35 18V20H36V18H37V16H39L40 17V19H41V23H37V22H35V21H33L32 19L31 20H29V21H27V24H25V22H26V20H24L25 22H24V24H23V30H24V33H25V35H23V37L20 39V42L19 43H17L18 41H12V39L10 40V39H8L7 41L5 40V39H3V37H5V35L2 33V32H0V122L1 121H3L4 123L6 122V120H8V119H10L11 117H12V114H10V116H8L7 118H6V116H4L3 114H5L6 112L8 113V111H10V109L9 108H13L15 105H13L14 104V102L15 101H17V100H15L14 101V99L15 98H19L18 97V95H17V90H16V85L14 84L16 81H17V79H16V76L15 77H13V76H11V79H9L8 80V78L6 77L7 75H6V70H9L10 72H12V73H14V71H16V68H18V66L16 67V65H18V64H21V63H23L24 65H23V67H25L26 68V70H27V73L29 72V73H31L30 71H32V74H37L38 75V63H44V67H50V66H53V64H59V63H61V64H63V66H64V64H65V66L66 65H71V66H73V67H75L73 70H75L76 69V63H77V59L79 58V56H80V54H82V53H80V51H79V48L81 49V44H84V41H83V38L81 37L82 36V34H81V36L80 35H78V34H73L72 32H69V33H66L65 34V36H63V37H65V39L63 40V42H60V41H62V40H60L59 39V36L61 35V33H63V31H64V28L62 27L63 25H62V23H63V21H65L63 18H62V16L63 17H65V15L66 14H64L66 11H63V15H62V9H69V8H72L73 7V9L75 8V9H89V10H92V9H96V8H102V9H104V10H106L107 12H108V15L107 16H109L107 19H109V21H110V23L112 24V25H114L115 27H110V28H114V29H116L117 30V33H119L118 32V29L120 28L122 31L123 30H127L128 28H130L131 26H133L135 23H138L137 21H140V22H142L143 24H144V29L143 30H145V29H148L147 27L151 24L152 25V22H153V20L154 19H151L150 18V16L151 15H148V13H145L143 10V13H142V11H141V7H139V6H137V5H128ZM164 4V5H165ZM189 4V3H188ZM187 4V5H188ZM190 4H192V3H190ZM225 4V3H224ZM229 4V3H228ZM178 5V4H177ZM182 5H183V3H182ZM185 6L183 7V8H187V6H186V2H185V4H184ZM231 5H233V4H231ZM163 6V5H162ZM180 6V5H179ZM193 7H194V5H192ZM192 6H190L189 5V7H192ZM225 6V5H224ZM233 6H238V5H233ZM181 7V6H180ZM51 8V10H52V16L50 15V17H52L51 19L49 18V16H47V11L49 10ZM159 8H160V6H159ZM177 8V9H176ZM231 8V7H230ZM259 8V9H258ZM101 9V10H102ZM163 9V8H162ZM10 10H12V12L11 13H15L16 12V8H14V5H13V0H0V23H3V21L7 18V14L6 13H8V11H9V14H11L10 13ZM15 10V11H14ZM19 10H21V11H19ZM70 10V9H69ZM234 10V9H233ZM235 10H236V8H235ZM23 11V12H22ZM154 11V10H153ZM226 11V10H225ZM22 12V13H21ZM88 12V11H87ZM92 12H93V10H92ZM104 12V11H103ZM148 12V11H147ZM151 12V11H150ZM155 12V14H156V11H154ZM158 12V11H157ZM227 12V11H226ZM25 13H26V15L28 16V17H26L25 16ZM91 13V12H90ZM99 13H100V11H99ZM99 13H97V14H99ZM106 13V12H105ZM142 13V14H141ZM20 14L19 15H17L16 17H17V19H19L20 18ZM22 14V15H23ZM94 14V13H93ZM92 14V15H93ZM102 14H104V13H102ZM150 14V13H149ZM151 14H152V12H151ZM160 14V13H159ZM200 14V13H199ZM35 15H36V17H35ZM149 17H148V16ZM153 15V14H152ZM161 15V14H160ZM67 16H69V15H67ZM66 16V17H67ZM89 16V15H88ZM88 16H86L87 18H88ZM96 16V15H95ZM99 16H101L100 14H99ZM103 16V15H102ZM105 17H106V14L104 15ZM163 16V15H162ZM164 16H165V14H164ZM196 16H197V14H196ZM213 16V15H212ZM215 16V15H214ZM16 17H14L15 19H16ZM24 17H26V18H24ZM31 17V18H32ZM85 17V16H84ZM85 17V18H86ZM91 17V16H90ZM104 17V18H105ZM210 17V16H209ZM11 18V17H10ZM9 18V19H10ZM73 19H74V17H72ZM93 18V17H92ZM103 18V19H104ZM214 18V17H213ZM37 19H39V18H37ZM40 19L39 20H36V21H40ZM66 19V18H65ZM14 20V19H13ZM21 20V19H20ZM82 20V19H81ZM94 20V19H93ZM92 19H91V21H93ZM215 20V19H214ZM226 20H228V21H226L227 23H230L231 21V19L229 18V19H226ZM248 20V19H247ZM50 21H51V23H52V21L55 23V24H57L58 26H57V28L56 27H54V28H51V30L52 29H55L54 31H51L52 33H50V31H49V28H47V26L46 25H48V26H50L49 24H47V23H50ZM67 21V20H66ZM87 21H90V20H87ZM96 21V20H95ZM105 21V20H104ZM104 21H102V22H104ZM108 21V20H107ZM198 21H200L199 23L200 24H198ZM234 21H235V19H234ZM77 22V21H76ZM75 22V23H76ZM80 22V21H79ZM195 22V23H194ZM224 22H225V20H224ZM226 22H225V24H226ZM236 22V21H235ZM90 23V22H89ZM93 23V22H92ZM99 23L100 24H102L100 21H99ZM109 23V22H108ZM109 23V24H110ZM243 23V22H242ZM247 23V22H246ZM253 23H256V24H253ZM55 24H54V26H55ZM109 24H108V26H109ZM218 24V23H217ZM224 24V23H223ZM64 25H65V22H64ZM107 25V24H106ZM138 25V24H137ZM150 25V26H151ZM247 25H248V23H247ZM104 26H105V24H104ZM108 26H107V28H108ZM111 26V25H110ZM136 26V25H135ZM153 26H151V27H153ZM223 26V25H222ZM226 26V25H225ZM237 26H238V24H237ZM251 26V25H250ZM94 27V26H93ZM151 27H149V30H150V28ZM224 27V26H223ZM232 27H234V26H232ZM255 27L257 28L256 29V31L254 30L255 29ZM63 28V31L61 30ZM66 28V27H65ZM109 28V29H110ZM132 28V27H131ZM237 28V27H236ZM246 28V27H245ZM262 28V29H263ZM134 30V29H133ZM142 30V31H143ZM153 30V29H152ZM260 30V28L258 29V31ZM120 31V30H119ZM121 31V32H122ZM132 31V30H131ZM217 31V32H216ZM67 32V31H66ZM103 32V30L101 31V33ZM106 32V31H105ZM135 32H137V31H135ZM145 32V31H144ZM154 32V31H153ZM244 32V33H243ZM261 32H264V30L263 31H261ZM15 33V32H14ZM92 33V32H91ZM95 33V32H94ZM97 33V32H96ZM116 33V34H117ZM123 33V32H122ZM146 33H147V30H146ZM256 33H258V32H256ZM84 34V33H83ZM111 34V33H110ZM110 34H108L109 36H110ZM114 34L115 33H113V35H112V37L114 36ZM124 34V33H123ZM127 34H128V32H127ZM137 34V33H136ZM135 34V35H136ZM142 34H143V32H142ZM259 35H260V33H258ZM85 35V34H84ZM83 35V36H84ZM87 35V34H86ZM91 35V34H90ZM90 35H89V37H90ZM102 35V34H101ZM103 35H105L106 36V34H103ZM121 35V34H120ZM152 35V34H151ZM257 35V34H256ZM51 36H53V39H51L52 37ZM94 37H93V39H96V37L98 36V34H95V35H93ZM131 36V35H130ZM218 36V37H217ZM258 36V35H257ZM86 37V36H85ZM102 37V36H101ZM115 37V36H114ZM128 37H129V34H128V36H126V35H122L120 38H119V42H123V41H125L126 40V44H128V41H127V39H128ZM133 37V36H132ZM132 37H130V38H132ZM150 37V36H149ZM154 37V36H153ZM61 38V37H60ZM88 38V37H87ZM110 39H111V37H109ZM136 38V37H135ZM254 38V37H253ZM258 37H256V39H259ZM263 38V39H262ZM16 39V38H15ZM62 39V38H61ZM109 39V40H110ZM17 40V39H16ZM60 40V41H59ZM87 39H85V41H86ZM130 41L132 40V39H129ZM260 40V39H259ZM99 41V40H98ZM129 41V42H130ZM251 41H256V40H252L251 39ZM89 42V41H88ZM96 42V41H95ZM108 42V41H107ZM134 42V41H133ZM132 42V43H133ZM228 42V41H227ZM97 43V42H96ZM131 43V44H132ZM139 43V42H138ZM257 43V42H256ZM91 44V43H90ZM89 44V45H90ZM101 44V43H100ZM119 44V43H118ZM121 44V43H120ZM125 44V43H124ZM220 44V45H219ZM243 44V45H242ZM251 45H252V43H250ZM87 46V45H85L84 44V46H86V48L88 47V49H89V47L90 46ZM93 45V44H92ZM108 45V44H107ZM133 45V44H132ZM8 46H11V48L9 47V53L8 52H6L5 51V47H8ZM81 46V47H80ZM83 46V47H84ZM121 46V45H120ZM126 46V45H125ZM130 46V45H129ZM135 46V45H134ZM92 48H94L93 46H91ZM97 47V46H96ZM109 47V46H108ZM119 47V46H118ZM123 47V46H122ZM131 47V46H130ZM137 47H138V45H137ZM253 47V46H252ZM105 48V47H104ZM126 48V47H125ZM125 48H124V51H125ZM155 48V47H154ZM158 48V49H159ZM255 48V47H254ZM253 48V49H254ZM85 49V48H84ZM91 49V48H90ZM88 50L89 52H91L92 50ZM96 49V48H95ZM129 49H131V48H129ZM86 50V49H85ZM106 50V49H105ZM119 50H121V49H119ZM147 50V49H146ZM153 50H157V49H153ZM231 50H234L233 52H230ZM122 51V50H121ZM129 51V50H128ZM135 51V50H134ZM140 51H142V50H140ZM160 51V50H159ZM131 52V51H130ZM182 52V51H181ZM208 52V53H207ZM99 53V52H98ZM102 53V52H101ZM136 53V52H135ZM148 53H149V51H148ZM153 53V52H152ZM156 53V52H155ZM164 53V52H163ZM91 54H92V52H91ZM95 54V53H94ZM111 54V53H110ZM119 54V53H118ZM138 54V53H137ZM145 54V53H144ZM160 54V53H159ZM168 54V53H167ZM186 53H181V56L183 55H185ZM194 54V52L192 53V55ZM83 55V54H82ZM84 55H86L85 53H84ZM89 55H90V53H89ZM108 55V54H107ZM128 55V54H127ZM143 55V54H142ZM165 55V54H164ZM163 55V57H166V56H164ZM187 55V54H186ZM101 56V55H100ZM103 56H105V55H103ZM103 56H101V57H103ZM120 56V55H119ZM144 56V55H143ZM158 56V55H157ZM168 56V55H167ZM173 56H172V58H173ZM198 56V57H199ZM81 57V56H80ZM90 57V56H89ZM91 57H94L93 55L91 56ZM101 57H99L98 59H99V63H101L100 61H101ZM113 57V56H112ZM117 57V56H116ZM171 57V56H170ZM169 57V58H170ZM185 57V56H184ZM194 57V56H193ZM192 57V58H193ZM196 57V56H195ZM101 58V59H100ZM109 58H110V56H109ZM109 58L107 57V58H105L104 57V60L106 59H108L109 60ZM121 58V57H120ZM129 58V57H128ZM154 58V57H153ZM182 58V57H181ZM180 57H179V59H181ZM185 58H187V57H185ZM200 58V57H199ZM227 58V59H228ZM13 59L15 60V61H13ZM88 59V58H87ZM113 59V58H112ZM167 59H168V57H167ZM183 59V58H182ZM181 59V60H182ZM188 59V58H187ZM228 59V61H231V60H229ZM82 61H83V59H81ZM92 60V59H91ZM103 60V59H102ZM103 60V61H104ZM115 60V59H114ZM173 60H175V59H173ZM172 60V61H173ZM178 60V59H177ZM220 59H218V61H219ZM225 60V58L223 59V61ZM233 60H235V59H233ZM79 61V60H78ZM93 61V60H92ZM91 61V62H92ZM102 61V62H103ZM110 61H111V59L109 60V63L107 64L106 63V67H110V65H112V63H110ZM113 61V60H112ZM155 61H157V59L155 60ZM168 61H169V59H168ZM207 61V60H206ZM214 61H216V60H214ZM221 61H222V59H221ZM221 61H219L220 63H221ZM222 61V62H223ZM90 62V61H89ZM105 62V61H104ZM104 62H103V66H104ZM106 62H108V61H106ZM118 62V61H117ZM120 62V61H119ZM123 62V61H122ZM142 62V61H141ZM158 62V61H157ZM179 62V61H178ZM199 62V61H198ZM218 62V63H219ZM93 63V62H92ZM95 63V62H94ZM164 63H166L165 61H164ZM172 63V62H171ZM173 63H174V61H173ZM188 63V62H187ZM193 63V62H192ZM216 63V62H215ZM223 63H225V62H223ZM227 63V62H226ZM224 64V65H226L227 66V64ZM232 63V62H231ZM237 63H239V62H237ZM41 64V65H42ZM84 64V63H83ZM82 64V65H83ZM90 64V63H89ZM97 64V63H96ZM136 64V63H135ZM141 64V63H140ZM159 64H161L160 62H159ZM167 64V63H166ZM195 64V63H194ZM212 64V63H211ZM222 64V63H221ZM230 64V63H229ZM241 64V63H240ZM40 65V66H41ZM92 65V64H91ZM98 65V64H97ZM101 65V64H100ZM108 65V66H107ZM114 65V64H113ZM115 65H117V64H115ZM114 65V66H115ZM129 65V64H128ZM168 65V64H167ZM177 65V64H176ZM181 65V64H180ZM210 65V64H209ZM20 66V65H19ZM43 66V65H42ZM64 66V67H65ZM79 66V65H78ZM96 66V65H95ZM119 66V65H118ZM206 66V65H205ZM215 66V65H214ZM234 66V65H233ZM232 66V67H233ZM237 66V65H236ZM242 66V65H241ZM69 67V66H68ZM72 67V68H73ZM80 67H81V64H80ZM92 67V66H91ZM112 67V66H111ZM148 67V66H147ZM20 68V67H19ZM41 68V67H40ZM59 68V67H58ZM60 68H62L61 66H60ZM115 68H117L116 66H115ZM123 68V67H122ZM157 68H158V65H157ZM166 68V67H165ZM203 68V67H202ZM216 68V67H215ZM222 68H224V67H222ZM245 68V67H244ZM23 69V68H22ZM64 69V68H63ZM67 69V68H66ZM78 69H79V67H78ZM100 69V68H99ZM114 69V68H113ZM128 69H129V67H128ZM133 69V68H132ZM141 69V68H140ZM139 69V70H140ZM150 69V68H149ZM152 69V68H151ZM213 69V68H212ZM225 69V68H224ZM227 69V68H226ZM229 69V68H228ZM237 69V68H236ZM19 70V69H18ZM26 70H23V71H26ZM43 70H45V69H43ZM42 70V71H43ZM62 70V69H61ZM68 70H71L70 68H68ZM107 70V69H106ZM218 70V69H217ZM219 70H220V68H219ZM234 70V69H233ZM246 70V69H245ZM244 70V71H245ZM9 71H7V72H9ZM41 71V72H42ZM46 71H47V69H46ZM46 71L45 72H43V73H46ZM63 71V70H62ZM90 71V70H89ZM129 71V70H128ZM154 71V70H153ZM173 71V70H172ZM226 71V70H225ZM243 70L241 69V72H242ZM64 72V71H63ZM72 72V71H71ZM127 72V71H126ZM146 72H147V70H146ZM175 72V71H174ZM25 73V72H24ZM28 73V74H29ZM70 73V72H69ZM96 73V72H95ZM125 73V72H124ZM135 73V72H134ZM139 73V72H138ZM156 73V72H155ZM166 73V72H165ZM168 73V72H167ZM201 73H202V71H201ZM217 73V72H216ZM226 73V72H225ZM247 73V72H246ZM251 73V74H252ZM49 74V73H48ZM67 74H68V72H67ZM84 74V73H83ZM87 74V73H86ZM112 74V73H111ZM115 74V73H114ZM128 74H129V76H128ZM242 74V73H241ZM250 74V73H249ZM6 75V76H5ZM13 75H15V74H13ZM21 75H22V73H21ZM23 75H25V74H23ZM27 75V74H26ZM98 75V74H97ZM116 75H117V73H116ZM120 75V74H119ZM131 75H132V73H126V76H125V79L127 80V83L130 85V87H131V85H132V82H133V84L134 83H137L138 81H140L139 83H142V85L143 84H145L144 82H141V80H140V78L138 79L137 77L138 76H135L134 74H133V76L131 77ZM138 75V74H137ZM177 75H179V74H177ZM232 75V74H231ZM243 76H244V74H242ZM241 75V76H242ZM248 75V74H247ZM244 76L245 77V81L244 82H247V84L249 85H251L252 86V88L254 89V90H256V91H260V89H262L263 88V83H261V82H254V80H250L249 78H250V76L248 77V76ZM39 76V81H38V83H39V85L40 86H38L39 88H41V87H45L46 85H45V83H47L48 82V84H51L50 83V81L49 80H47L49 77H48V75L46 76V74H45V76H44V74H42V76H41V74L40 75H38ZM44 76V77H43ZM54 76V75H53ZM55 76H57V75H55ZM84 76V75H83ZM122 76H124V75H122ZM121 76V77H122ZM154 76V75H153ZM171 76V75H170ZM213 76H214V74H213ZM22 77V76H21ZM24 78H25V80H24V82H26V83H24V86H23V84H22V91H24V93H26L27 94V96H26V100H27V102H25V103H27V104H25L26 106H28V105H31V98H30V96H31V93H33V92H31L29 89H31L30 88V83H29V79L31 78H27V77H25V76H23ZM33 77V76H32ZM46 77H48L47 79H46ZM114 77V76H113ZM165 77V76H164ZM168 77V76H167ZM173 77V76H172ZM227 77H229V76H227ZM254 77H253V79H254ZM19 78V77H18ZM38 78V77H37ZM50 78H51V76H50ZM54 78V77H53ZM86 78V77H85ZM117 78V77H116ZM160 78H162V77H160ZM166 78V77H165ZM165 78H164V80H165ZM242 79H244L243 77H241ZM263 78V77H262ZM32 79V78H31ZM55 79V78H54ZM73 79V78H72ZM83 79V78H82ZM81 79V80H82ZM122 79V78H121ZM222 79H223V77H222ZM221 79V80H222ZM239 79V78H238ZM256 79V78H255ZM11 80V81H10ZM20 80V79H19ZM23 80V79H22ZM36 80V79H35ZM34 80V81H35ZM62 80V79H61ZM116 80V79H115ZM147 80V79H146ZM167 80V79H166ZM179 80V79H178ZM184 80V79H183ZM258 80H260V78L258 79ZM263 80V79H262ZM31 81V80H30ZM47 81V82H46ZM74 81V80H73ZM99 81V80H98ZM153 81V80H152ZM151 81V82H152ZM172 81H174V79L172 80ZM187 81V80H186ZM189 81V80H188ZM242 81V80H241ZM37 82V81H36ZM52 82V81H51ZM94 82V81H93ZM111 82V81H110ZM123 82V81H122ZM155 82V81H154ZM159 82H160V80H159ZM164 82V81H163ZM168 82V81H167ZM166 82V83H167ZM216 82V81H215ZM220 82V81H219ZM243 82V81H242ZM17 83V82H16ZM34 83V82H33ZM37 83V84H38ZM58 83V82H57ZM98 83V82H97ZM102 83H104V82H102ZM101 83V84H102ZM120 83H121V81H120ZM147 83V82H146ZM173 83H175V82H173ZM172 83V84H173ZM42 84H44L43 86H42ZM52 84H53V82H52ZM69 84V83H68ZM99 84H100V81H99ZM122 84V83H121ZM126 84V83H125ZM124 84V85H125ZM138 84V83H137ZM149 84V83H148ZM169 84V83H168ZM175 84H177V83H175ZM191 84V83H190ZM216 84V83H215ZM243 84H245L246 85V83H243ZM242 84V85H243ZM59 85V84H58ZM107 85V84H106ZM123 85V84H122ZM122 85H120V86H122ZM145 85H147V84H145ZM158 85V84H157ZM181 85V84H180ZM16 86V87H15ZM33 86V85H32ZM53 86H55V85H53ZM77 86V85H76ZM114 86H115V84H114ZM148 86V85H147ZM169 86H171V85H169ZM168 86V87H169ZM244 86V85H243ZM46 87H48V85L46 86ZM63 87V86H62ZM71 87H72V85H71ZM89 87H90V85H89ZM92 87V86H91ZM97 87V86H96ZM151 87H153V86H151ZM160 87V86H159ZM173 87V86H172ZM183 87H186V86H184L183 85ZM182 87V88H183ZM39 88H37V89H39ZM82 88V87H81ZM101 88V87H100ZM140 88V87H139ZM138 88V89H139ZM143 88V87H142ZM189 88V87H188ZM251 88V89H252ZM35 89V88H34ZM45 89V88H44ZM57 89V88H56ZM67 90H68V88H66ZM65 89V90H66ZM79 89V88H78ZM92 89H94V92H95V90L96 91H98L97 89H95V88H92ZM111 89V88H110ZM122 89V88H121ZM141 89V88H140ZM144 89H146V88H144ZM143 89V90H144ZM149 89V88H148ZM147 89V90H148ZM158 89V88H157ZM162 89V88H161ZM170 89L171 88H169V91H170ZM176 91H177V89H176V87L174 88ZM193 89V88H192ZM247 89V88H246ZM41 90V89H40ZM48 90H50L49 88H48ZM85 90V89H84ZM89 90V89H88ZM100 90V89H99ZM125 90V89H124ZM137 90V89H136ZM185 90H186V88H185ZM209 90V89H208ZM42 91V90H41ZM40 91V92H41ZM91 91V90H90ZM109 91H111V90H109ZM117 91V90H116ZM146 91V90H145ZM149 92H152V91H154L153 89H152V91H150V89L148 90ZM165 91H167L168 92V89H166ZM197 92H195V91H190L188 94H190L191 93V95L190 96H188L187 94V96L185 95V96H183V95H181V93L182 94H185V93H183V92H174V93H172V94H169L171 97H169L168 96V100L169 101H167V100H165V99H163L162 97H161V95H159L158 94V92H157V96H155L154 97V99L152 98V101L155 103L156 102V104L158 105L156 108L160 111H158V110H156V108H155V110L156 111H158V112H156L157 113V115L155 114H153L155 117L157 116V118H155L154 116H152V114L150 115V117L152 116V117H154L153 119L156 121H158L159 119L160 120H169V121H171V123H173V122H184L185 123V121L186 122H188V123H190V124H192L194 127H196V128H198L199 126V124H201V126L203 125L204 127L203 128H205V126L207 127V129H208V132L209 131H211L212 132V130H213V132L215 131V133L214 134H216V139L217 140H219V141H221L220 143H222V142H236L235 144L237 145V143H241V144H244V145H246V149H247V153H249V156L251 155V156H253V157H255L256 158V156H258L259 158H260V156L262 155L263 156V154H264V126L262 127V129L261 128H259V126H257V124L258 123H256L255 122V120H254V122L256 123H254V122H252V121H250V120H246V119H244V118H236L235 116L236 115H233V112L231 113V112H228L227 110V104L225 105L224 103V101H222V102H224L223 104L219 101V99L220 98H222V97H218L217 95H216V93L215 94H211L210 93V95H205L204 93L205 92H203V94L202 93H200V91H198V90H196ZM35 92H37V91H35ZM66 92V91H65ZM70 92V91H69ZM86 92H88V91H86ZM148 92V93H149ZM185 92V91H184ZM217 92V91H216ZM49 93V92H48ZM47 93V94H48ZM54 93V92H53ZM79 93V92H78ZM100 93V92H99ZM98 93V94H99ZM107 93V92H106ZM142 93V92H141ZM166 93V92H165ZM171 93V92H170ZM187 93V92H186ZM218 93V92H217ZM232 93V92H231ZM37 94V93H36ZM45 94H46V90H45ZM63 94V93H62ZM65 94V93H64ZM69 94V93H68ZM91 94V92L89 93V95ZM119 94V93H118ZM150 94V93H149ZM155 94V92L153 93V95ZM43 95H44V93H43ZM52 95V94H51ZM66 95V94H65ZM64 95V96H65ZM70 95V94H69ZM72 95V94H71ZM85 95V94H84ZM102 95V94H101ZM106 95V94H105ZM120 95V94H119ZM148 95V94H147ZM167 95V94H166ZM165 95V96H166ZM223 95V94H222ZM221 95V96H222ZM253 95H254V93H253ZM260 95V94H259ZM263 95V94H262ZM38 96V95H37ZM59 96V95H58ZM62 96V95H61ZM60 96V97H61ZM79 96V95H78ZM97 96V95H96ZM121 96V95H120ZM119 96V97H120ZM126 96V95H125ZM137 96V95H136ZM143 96H145V95H143ZM33 97V96H32ZM40 97L42 98L43 96H41V94H40ZM39 97V98H40ZM55 97H57L56 95H55ZM66 97V96H65ZM83 97V96H82ZM98 97V96H97ZM109 97V96H108ZM141 97V96H140ZM147 97V96H146ZM149 97V96H148ZM262 97V96H261ZM50 98V97H49ZM70 98V97H69ZM79 98V97H78ZM89 98V97H88ZM95 98V97H94ZM118 98V97H117ZM129 98H131V97H129ZM138 98V97H137ZM162 98V99H161ZM255 98V97H254ZM83 99V98H82ZM98 99V98H97ZM100 99V98H99ZM123 99H125V98H123ZM139 99V98H138ZM141 99V98H140ZM147 99H149V98H147ZM190 99V100H189ZM193 99L194 100H202L201 101V103H199V102H197V101H193ZM256 99V98H255ZM259 99H260V97H259ZM258 99V100H259ZM44 100V99H43ZM53 100V99H52ZM66 100V99H65ZM75 100V99H74ZM91 100H94V99H91ZM145 100V99H144ZM144 100H142L143 102H145L146 103V100L144 101ZM151 100V99H150ZM150 100H148V101H150ZM220 100H223V99H220ZM262 100V103L264 104V97L263 98H261L260 99V101ZM45 101L46 102H41V106H42V104H45V105H50L51 103H49V101H48V99L46 100L45 99ZM62 101V100H61ZM77 101H79V100H77ZM84 101V100H83ZM95 101V100H94ZM102 101H103V99H102ZM128 101V100H127ZM134 101V100H133ZM138 101V100H137ZM147 101V102H148ZM227 101V100H226ZM33 102H37V99H33ZM40 102V101H39ZM89 102V101H88ZM96 102V101H95ZM100 102V101H99ZM110 102V101H109ZM124 102V101H123ZM126 102V101H125ZM135 102V101H134ZM152 102V103H153ZM234 102H235V100H234ZM16 103V102H15ZM57 103V102H56ZM78 103V102H77ZM120 103V102H119ZM129 103V102H128ZM142 103V102H141ZM150 103H151V101H150ZM149 103V104H150ZM213 103H218L219 105V107L218 106H216L215 105V107H217V108H215V110L213 109H211V107H212V105H210V104H213ZM234 104L233 102H230V104ZM40 104V103H39ZM59 104V103H58ZM63 104H64V102H63ZM69 104H71L70 102H69ZM73 104H75V103H73ZM81 104V103H80ZM113 104V103H112ZM140 104V103H139ZM149 104H146L147 105V107L149 108V113L154 109L153 108V105H155V104H153L152 106H151V104L149 105ZM262 104V105H263ZM33 105V104H32ZM128 105V104H127ZM132 105V104H131ZM141 105V104H140ZM144 105V104H143ZM36 106V105H35ZM65 106V105H64ZM71 106V105H70ZM69 106V107H70ZM74 106V105H73ZM84 106V105H83ZM107 106V105H106ZM129 106V105H128ZM127 106V107H128ZM142 106V105H141ZM149 106H151V108H153V109H151ZM261 106V105H260ZM40 107V106H39ZM46 107V106H45ZM84 107H86V106H84ZM169 107V109H170V107H173L172 109H175L176 111H177V113L176 114H174V113H172V114H168L167 113V111H166V108H168ZM236 107V106H235ZM73 108H75V107H73ZM78 108V107H77ZM142 108V107H141ZM212 108H214V107H212ZM263 108V107H262ZM261 108V109H262ZM28 109V108H27ZM30 109V108H29ZM46 109V108H45ZM82 109H84V108H82ZM91 109V108H90ZM96 109V108H95ZM101 109V108H100ZM134 109V108H133ZM208 109V110H207ZM12 110V109H11ZM40 110H42V109H40ZM76 110V109H75ZM78 110V109H77ZM80 110H81V107H80ZM86 110V109H85ZM102 110V109H101ZM116 110V109H115ZM207 110V111H206ZM6 111V112H5ZM29 111V110H28ZM46 111V110H45ZM57 111V110H56ZM63 111V110H62ZM62 111H60L61 113H62ZM69 111V110H68ZM71 111H72V109H71ZM82 111V110H81ZM99 111V110H98ZM108 111V110H107ZM113 111H114V109H113ZM140 111V110H139ZM170 111V110H169ZM231 111V110H230ZM12 112H14V111H12ZM39 112V111H38ZM36 113V115L34 116V112L32 113V116H31V118H30V115H28L29 117H25V118H21L20 119V117L18 118V117H16V118H18V123H20V124H23V125H26V126H28L30 129L31 128H35L36 129V126L38 125H43L44 123H47V122H45L47 119H49V117H50V115H45V113L44 114H40V113ZM83 112V111H82ZM86 112V111H85ZM129 112V111H128ZM128 112H127V114H128ZM142 112V111H141ZM153 112V111H152ZM151 112V113H152ZM172 112V111H171ZM71 113H73V112H71ZM63 114V113H62ZM66 114V113H65ZM75 114H77V113H75ZM93 114V113H92ZM105 114V113H104ZM111 114H112V112H111ZM125 114V113H124ZM131 114V113H130ZM238 114V113H237ZM251 114V113H250ZM16 115V114H15ZM26 115V116H27ZM56 115H58V114H56ZM78 115V114H77ZM98 115V114H97ZM145 115V114H144ZM248 115V114H247ZM253 115V114H252ZM64 116V115H63ZM105 116V115H104ZM130 116V115H129ZM5 117V118H4ZM144 117V116H143ZM214 117V119H212ZM238 117V116H237ZM245 117V116H244ZM253 117V116H252ZM14 118V117H13ZM56 118V117H55ZM76 118V117H75ZM99 118V117H98ZM102 118V117H101ZM100 118V119H101ZM111 118V117H110ZM248 119H249V117H247ZM58 118H56L55 120H57ZM59 119H60V117H59ZM78 119V118H77ZM180 119V120H179ZM255 119V118H254ZM11 120V119H10ZM52 120V119H51ZM85 120V119H84ZM113 120V119H112ZM116 120V119H115ZM114 120V121H115ZM11 121H13V120H11ZM49 121V120H48ZM73 121H74V119H73ZM88 121H90V120H88ZM97 121V120H96ZM99 121V120H98ZM119 121H121V120H119ZM139 121V120H138ZM143 121V120H142ZM149 121L151 122V120L149 119ZM154 121V122H155ZM156 121V122H157ZM214 121V122H213ZM14 122V121H13ZM62 122H63V120H62ZM69 122H72V121H70V119H69ZM94 122V121H93ZM137 122V121H136ZM156 122H155V124H156ZM162 122V121H161ZM160 122V123H161ZM264 122V121H263ZM54 123H60V121L59 122H54ZM76 123V122H75ZM89 123H91V122H89ZM88 123V124H89ZM99 123V122H98ZM110 123V122H109ZM188 123H186V124H188ZM48 124V123H47ZM52 124V123H51ZM63 124H64V122H63ZM122 124V123H121ZM150 124V123H149ZM153 124V123H152ZM151 124V125H152ZM164 124H165V122H164ZM168 124H169V122H168ZM264 124V123H263ZM2 125H3V123H2ZM65 125V124H64ZM72 125V124H71ZM108 125V124H107ZM137 125V124H136ZM140 125V124H139ZM166 125H167V123H166ZM170 125V124H169ZM12 126V125H11ZM22 126V125H21ZM44 126V125H43ZM68 127H69V125H67ZM81 126V125H80ZM94 126V125H93ZM134 126V125H133ZM153 127H154V125H152ZM162 126V125H161ZM168 126V125H167ZM179 126V125H178ZM198 126V127H197ZM3 127H5L6 128V125L5 126H2V128ZM46 127H47V125L44 127L45 129H46ZM54 127H56V129L55 130H58L57 129V127L58 126H53V124H52V130H53V128ZM68 127H67V129H68ZM74 127H75V125H74ZM74 127H72V129L74 128ZM87 127V126H86ZM135 127V126H134ZM187 127V126H186ZM1 128V129H2ZM4 128V129H5ZM8 128V127H7ZM12 128V127H11ZM24 128V127H23ZM59 128V127H58ZM79 128V127H78ZM83 128H84V126H83ZM89 128V127H88ZM95 128V127H94ZM93 128V129H94ZM108 128V127H107ZM130 128H131V126H130ZM138 128V127H137ZM156 128V127H155ZM167 128V127H166ZM193 128V127H192ZM191 127H190V129H192ZM1 129H0V131H1ZM27 129V128H26ZM37 129H39V127H37ZM42 129V128H41ZM48 129H49V125H48ZM63 129V128H62ZM129 129V128H128ZM146 129V128H145ZM157 129V128H156ZM186 128L184 127V131H186L185 130ZM189 128H188V131L190 130ZM47 130V129H46ZM55 130H54V135H55ZM79 130V129H78ZM83 130V129H82ZM82 130H80V133H82ZM85 130H87V129H85ZM95 130V129H94ZM96 130H98V129H96ZM102 130H104V129H102ZM107 130V129H106ZM122 130H124V128L122 129ZM137 130V129H136ZM144 130V129H143ZM150 130H152V129H150ZM155 130V129H154ZM180 130H181V128H180ZM179 130V131H180ZM194 130V129H193ZM192 130V131H193ZM199 130H202L201 128L199 129ZM37 132H38V130H36ZM42 131H44V130H42ZM49 131V130H48ZM47 131V132H48ZM63 131V130H62ZM68 131V130H67ZM111 131V130H110ZM131 131V130H130ZM149 131V130H148ZM191 131V130H190ZM191 131V132H192ZM203 131V130H202ZM206 131V130H205ZM21 132V131H20ZM34 132V131H33ZM36 132V133H37ZM61 131H59V133H60ZM73 132H75V131H73ZM144 132V131H143ZM182 132V131H181ZM198 130H196V134L197 135H199L198 137H197V139L196 140H192V137H190L188 134H186V132H184V133H181V135L187 140L186 142H187V146H188V148H190L191 150H193V151H195L194 153H196V158L200 161V162H202V165H203V160L205 161V159H207L208 157H207V152H210V151H208V150H210V149H208V146L210 145L209 143H207L209 140H206L205 139V135H204V133L202 132H198ZM208 132H206V133H208ZM24 133V132H23ZM30 133V132H29ZM41 133V132H40ZM46 132H43V134H45ZM65 133V132H64ZM64 133H62V134H64ZM79 133V134H80ZM95 133L97 134V132L95 131ZM104 133V132H103ZM153 133V132H152ZM2 134V133H1ZM0 134V136L2 137V135ZM5 134V133H4ZM17 134H19L18 132H17ZM48 134V133H47ZM51 134V133H50ZM67 134V133H66ZM83 134V133H82ZM82 134H80V136L82 135ZM123 134V133H122ZM131 134H133V133H131ZM141 134V133H140ZM148 134V133H147ZM146 134V135H147ZM161 134H163V133H160V135ZM195 134V133H194ZM6 135V134H5ZM15 135V134H14ZM22 135V134H21ZM27 135H29V134H27ZM52 135V134H51ZM50 135V136H51ZM86 135V134H85ZM164 135V134H163ZM167 135V134H166ZM171 135V134H170ZM213 135V134H212ZM12 136H13V134H12ZM24 136H26V135H24ZM36 136H37V134H36ZM46 136V135H45ZM45 136H43V137H45ZM79 136V137H80ZM83 136H84V134H83ZM106 136V135H105ZM122 136V135H121ZM132 136V135H131ZM137 136H139V135H137ZM142 136V135H141ZM140 136V137H141ZM145 136V135H144ZM148 136V135H147ZM159 136V135H158ZM172 136V135H171ZM170 136V137H171ZM194 136V135H193ZM205 136V137H204ZM46 137H48V136H46ZM77 137H78V134H77ZM85 137V136H84ZM96 137H98V135L96 136ZM128 137V136H127ZM130 137V136H129ZM149 137V136H148ZM147 137V138H148ZM181 137V136H180ZM33 138H34V136H33ZM88 138H90V136H88ZM88 138L84 141V142H87V144H88V142H90L91 141V139L88 141ZM93 138H94V140L93 141H95V142H93L92 141V143H95L96 144V142H97V140H95V137L93 136ZM108 138V137H107ZM121 138V137H120ZM124 138V137H123ZM133 139H134V137H132ZM143 138H145V137H143ZM152 138V137H151ZM165 138V137H164ZM176 137H174V139H175ZM196 138V137H195ZM28 139H31V138H28ZM40 138L38 137V140H39ZM43 139V141H44V138H42ZM41 139V140H42ZM48 139V138H47ZM51 139V138H50ZM78 139V138H77ZM98 140H99V138H97ZM119 139V138H118ZM128 139H130V138H128ZM142 139V138H141ZM161 139V138H160ZM172 139V138H171ZM208 139H209V137H208ZM8 140V139H7ZM58 140V139H57ZM63 140V139H62ZM75 140V139H74ZM73 140V141H74ZM80 140V139H79ZM102 140V139H101ZM144 140V139H143ZM165 140H166V138H165ZM177 140V139H176ZM176 140H175V142H176ZM213 140V139H212ZM19 141V140H18ZM32 141V140H31ZM40 141V140H39ZM61 141V140H60ZM109 141V140H108ZM153 141V140H152ZM151 141V142H152ZM167 141V140H166ZM165 141V142H166ZM180 141H181V139H180ZM3 142H4V140H3ZM3 142H1V143H3ZM26 142V141H25ZM25 142L23 141V143L25 144ZM30 142V141H29ZM33 142V141H32ZM32 142H31V145H33L34 144V142H33V144H32ZM42 142V141H41ZM76 142H78L77 140H76ZM81 142V141H80ZM79 142V143H80ZM83 142V143H84ZM124 143H125V141H123ZM127 142V141H126ZM148 142V141H147ZM168 142V141H167ZM174 142V143H175ZM182 142V141H181ZM185 142V143H186ZM5 143V142H4ZM13 143V142H12ZM17 143V142H16ZM36 143V142H35ZM38 143V142H37ZM44 143V142H43ZM98 143V142H97ZM103 143H104V141H103ZM131 143V142H130ZM133 143L135 144V142L133 141ZM132 143V144H133ZM137 143H139V142H137ZM171 142H169V144H170ZM215 143V142H214ZM227 143H225V144H227ZM228 143V144H229ZM14 144V143H13ZM21 144V143H20ZM26 144H29V143H26ZM70 144V143H69ZM86 144V145H87ZM94 144V145H95ZM112 144V143H111ZM121 144V143H120ZM123 144V143H122ZM158 144V143H157ZM219 144V143H218ZM22 145V144H21ZM30 145V144H29ZM82 145V144H81ZM100 145V144H99ZM108 145V144H107ZM130 145V144H129ZM149 145V144H148ZM166 145H167V143H166ZM180 145H182V143L180 144ZM3 146H5V145H3ZM9 146H12V145H9ZM8 146V147H9ZM24 146H26V145H24ZM37 146V145H36ZM41 146V145H40ZM122 146V145H121ZM133 146V145H132ZM136 146V145H135ZM150 146V145H149ZM148 146V147H149ZM6 147V146H5ZM32 147H34V146H32ZM67 147V146H66ZM83 147V146H82ZM87 147H89V146H87ZM87 147H86V149H87ZM113 147V146H112ZM141 147H142V145H141ZM186 147V146H185ZM229 147V146H228ZM244 147V146H243ZM242 147V148H243ZM19 148H20V146H19ZM18 148V149H19ZM29 148V147H28ZM97 148V147H96ZM111 148V147H110ZM140 148V147H139ZM152 148V147H151ZM150 148V149H151ZM160 148V147H159ZM172 147H170V149H171ZM174 149H175V147H173ZM179 148H181L182 149V151L184 150V148H183V146H179ZM241 148V147H240ZM240 148L239 149H234L233 151H234V153L235 154H237V155H240L241 153L239 152V150H240ZM1 149V148H0ZM3 149V148H2ZM5 149V148H4ZM8 149V148H7ZM6 149V150H7ZM17 149V148H16ZM23 149H25V147L23 148ZM22 149V150H23ZM35 149L36 150H38L37 149V147H35ZM68 149V148H67ZM71 149H73V148H71ZM98 149V148H97ZM119 149H120V147H119ZM132 149V148H131ZM135 149V148H134ZM143 149V148H142ZM186 149V148H185ZM212 149V148H211ZM225 149V148H224ZM245 149V148H244ZM244 149H243V151H244ZM26 150V149H25ZM28 150H30V149H28ZM41 150H42V148H41ZM75 150V149H74ZM110 150V149H109ZM114 150V149H113ZM137 150V149H136ZM8 151V150H7ZM6 151V152H7ZM10 151V150H9ZM8 151V152H9ZM39 151V150H38ZM75 151H77V150H75ZM82 151V150H81ZM95 151V150H94ZM100 151V150H99ZM177 151V150H176ZM180 151V150H179ZM188 151V150H187ZM233 151H232V149H231V152H229L228 151V154L229 153H231V154H233L234 155V153H233ZM246 151V150H245ZM15 152V151H14ZM19 152H20V155H21V152L22 151H20L19 150ZM31 152V151H30ZM36 152V151H35ZM40 152V151H39ZM55 152V151H54ZM67 152H68V150H67ZM96 152H98V151H96ZM103 152V151H102ZM106 152V151H105ZM116 152V151H115ZM126 152V151H125ZM218 152V151H217ZM33 153V152H32ZM42 153H43V151H42ZM48 153V152H47ZM74 153V152H73ZM77 153V152H76ZM99 154L101 153V151L100 152H98ZM97 153V154H98ZM134 153V152H133ZM144 153V152H143ZM149 153V152H148ZM180 153V152H179ZM187 153V152H186ZM211 153V152H210ZM209 153V154H210ZM226 153V152H225ZM245 153V152H244ZM243 153V154H244ZM1 154V153H0ZM2 154H3V152H2ZM9 154H10V152H9ZM34 154V153H33ZM46 154V153H45ZM61 154V153H60ZM78 154V153H77ZM95 154V153H94ZM104 154V153H103ZM115 154V153H114ZM129 154V152H127V155ZM135 154V153H134ZM219 154V153H218ZM13 155V157H14V154H12ZM30 155H31V153H30ZM42 155V154H41ZM62 155V154H61ZM69 155V154H68ZM96 155V154H95ZM118 155V154H117ZM174 155V154H173ZM195 155V154H194ZM3 156V155H2ZM16 156V155H15ZM27 156H29V155H27ZM39 156V155H38ZM45 156V155H44ZM72 156V155H71ZM98 156V155H97ZM99 156H101V155H99ZM119 156V155H118ZM129 156V155H128ZM137 156V155H136ZM190 156V155H189ZM235 156V155H234ZM10 157H12V156H10ZM19 157V156H18ZM21 157H22V155H21ZM23 157H25V156H23ZM23 157H22V159H23ZM40 157V156H39ZM62 157V156H61ZM60 157V158H61ZM66 157V156H65ZM76 157V156H75ZM79 157H81V156H79ZM104 157V156H103ZM126 157V156H125ZM129 157H131V156H129ZM128 157V158H129ZM139 157V156H138ZM143 157H146V156H143ZM6 159L8 158V156H6L5 157ZM29 158V157H28ZM67 158V157H66ZM65 158V159H66ZM74 158V157H73ZM100 157H98V161L100 160L99 159ZM111 158H113V157H111ZM121 158V157H120ZM127 158V157H126ZM132 158V157H131ZM195 158V157H194ZM209 158H210V156H209ZM232 158H233V156H232ZM235 158V157H234ZM233 158V159H234ZM263 158V157H262ZM10 159H12V158H10ZM30 159V158H29ZM38 159V158H37ZM69 159H71V157L69 158ZM80 159V158H79ZM78 159V160H79ZM104 159V158H103ZM114 159V158H113ZM118 159V158H117ZM133 159H135V158H133ZM132 159V160H133ZM140 159V158H139ZM146 159V158H145ZM179 159V158H178ZM231 159V158H230ZM237 159V158H236ZM236 159L235 160H231V161H229L228 159V162L226 161V163L228 164V166H229V168L232 170V169H240L241 167H242V162L241 163H237L236 162ZM247 159V158H246ZM254 159V158H253ZM257 159V158H256ZM5 160V159H4ZM15 160H17V158L15 159ZM25 160V159H24ZM28 160V159H27ZM31 160H32V156H31ZM39 160V159H38ZM61 160V159H60ZM67 160V159H66ZM77 160V161H78ZM109 160V159H108ZM141 160V159H140ZM139 160V161H140ZM210 160H211V158H210ZM243 160V159H242ZM249 160V159H248ZM260 160V159H259ZM9 161V160H8ZM11 161V160H10ZM9 161V162H10ZM29 161V160H28ZM34 161V160H33ZM32 161V162H33ZM37 161V160H36ZM76 161V160H75ZM103 161V160H102ZM112 161V160H111ZM117 161V160H116ZM127 161V160H126ZM143 161V160H142ZM146 161V160H145ZM177 161V160H176ZM239 161H240V159H239ZM250 161V160H249ZM254 161V160H253ZM256 161V160H255ZM5 162V161H4ZM12 162V161H11ZM20 162H22V161H19V165H20ZM25 162V161H24ZM24 162H22V163H24ZM29 162H31V161H29ZM40 162H41V159H40ZM101 162V161H100ZM105 162V161H104ZM115 162V161H114ZM118 162V161H117ZM122 162V161H121ZM131 162V161H130ZM138 162V161H137ZM260 162V161H259ZM38 163V162H37ZM79 163V162H78ZM109 163V162H108ZM141 163V162H140ZM223 163V162H222ZM258 163V162H257ZM2 164V163H1ZM13 164H14V162H13ZM27 164H29V163H27ZM27 164H26V167H28L27 166ZM31 164V163H30ZM54 164V163H53ZM69 164V163H68ZM112 164V163H111ZM118 164V163H117ZM128 164H129V162H128ZM204 164L205 165H208V163H205L204 162ZM245 164V163H244ZM9 165V164H8ZM15 165V164H14ZM19 165L17 166V165H15L16 166V169H18L17 167H19ZM32 165H33V163H32ZM45 165V164H44ZM47 165V164H46ZM45 165V166H46ZM52 165V164H51ZM96 165H98L97 163H96ZM95 165V166H96ZM105 165H106V163H105ZM104 165V166H105ZM121 165V164H120ZM130 165V164H129ZM147 165H148V163H147ZM201 165V166H202ZM221 165V168H220V170H215V168L213 169L212 167L210 168H207V167H204V165L202 166V167H204L203 168V172H205V173H208V174H210L212 177H214V178H217L219 175H221V176H223L222 175V173H224L225 172V168L223 167L224 165L223 164H220ZM258 165H259V163H258ZM260 165L261 166H263L262 164H261V162H260ZM259 165V166H260ZM3 166V165H2ZM2 166H0L1 168H2ZM11 166V165H10ZM21 166H22V164H21ZM30 166V165H29ZM36 166H39V165H36ZM35 166V164L32 166V167H36ZM45 166H43V167H45ZM74 166H75V164H74ZM77 166V165H76ZM75 166V167H76ZM78 166H80V165H78ZM104 166H103V168H104ZM107 166V165H106ZM111 166V165H110ZM133 166V165H132ZM149 166V165H148ZM12 167H14V166H12ZM24 167V166H23ZM43 167H40L41 168V170H42V168ZM90 167V166H89ZM98 167V166H97ZM115 167H117V166H115ZM120 167V166H119ZM125 167V166H124ZM131 167V166H130ZM175 167V166H174ZM258 167V166H257ZM11 168V167H10ZM31 167H29V168H27V170L28 169H30ZM38 168V167H37ZM78 168V167H77ZM80 169L82 168L81 166L79 167ZM96 168V167H95ZM111 168V167H110ZM129 168V167H128ZM135 168V167H134ZM162 168V167H161ZM199 168V167H198ZM219 168V167H218ZM218 168H216V169H218ZM259 168V167H258ZM257 168V169H258ZM3 170H5L6 169V166H5V168H4V166H3V168H2ZM1 169V171L0 172H2L3 170ZM15 169V168H14ZM15 169V171H17ZM23 169V168H22ZM35 169V168H34ZM48 169H50V168H48ZM98 169H100V168H98ZM114 169H116V168H114ZM121 169V168H120ZM140 169V168H139ZM200 169V168H199ZM243 169V167L241 168V170ZM244 169H246V168H244ZM255 169V168H254ZM7 170H9L8 169V167H7ZM19 170V169H18ZM25 170V169H24ZM43 170H44V168H43ZM45 170H46V168H45ZM51 170V169H50ZM132 170H134V169H132ZM176 170V169H175ZM180 170V169H179ZM250 170V169H249ZM260 170V169H259ZM12 171V170H11ZM14 171V170H13ZM26 171V170H25ZM81 171V170H80ZM101 171V170H100ZM108 171V170H107ZM136 171H138L139 172V170H136ZM146 171V170H145ZM162 171V170H161ZM181 171V170H180ZM239 171V170H238ZM237 171V172H238ZM252 171H253V169H252ZM5 172V171H4ZM19 172V171H18ZM28 172V171H27ZM68 172V171H67ZM91 172V171H90ZM88 173V175L89 174H91V173ZM179 172V171H178ZM200 172V171H199ZM236 172V171H235ZM10 172H8V174H9ZM16 173V172H15ZM35 173V172H34ZM47 173V172H46ZM49 173V172H48ZM76 173V172H75ZM129 173V172H128ZM132 173L134 174L135 172L134 171H132ZM137 173V172H136ZM145 173V172H144ZM185 173V172H184ZM202 173V172H201ZM227 173V172H226ZM234 173V172H233ZM241 173V172H240ZM245 173V172H244ZM247 173V172H246ZM263 173H264V171H263ZM3 174V173H2ZM13 174V173H12ZM24 174V171L22 172V174H20L21 176ZM82 174V173H81ZM118 174V173H117ZM116 174V175H117ZM132 174V175H133ZM139 174V173H138ZM178 174V173H177ZM186 174V173H185ZM207 174V175H208ZM248 174H250V172H248ZM15 175V174H14ZM31 176H32V174H30ZM80 175V174H79ZM94 176H95V174H93ZM109 175V174H108ZM111 175V174H110ZM114 175V174H113ZM140 175H142V174H140ZM140 175H137V176H140ZM193 174L191 173V176H192ZM197 175V174H196ZM210 175H208L209 177H211ZM236 175V174H235ZM237 175H238V173H237ZM236 175V176H237ZM1 176V175H0ZM7 177H8V175H6ZM35 176V175H34ZM40 176V175H39ZM68 176V175H67ZM76 176V175H75ZM91 176V175H90ZM97 176V175H96ZM146 176V175H145ZM168 176V175H167ZM220 176V177H221ZM241 176V175H240ZM250 176V175H249ZM251 176H253V175H251ZM256 176V175H255ZM260 176V175H259ZM3 177V176H2ZM1 177V178H2ZM5 177V176H4ZM7 177H6V179H7ZM77 177V176H76ZM92 177V176H91ZM100 177V176H99ZM105 177V176H104ZM110 177V176H109ZM143 177V176H142ZM141 177V178H142ZM147 177H149V176H147ZM151 177H153V176H150V178ZM181 177H183V176H181ZM200 177V176H199ZM211 177V178H212ZM245 177V176H244ZM263 177V176H262ZM13 178H15V176H13ZM31 178V177H30ZM39 178V177H38ZM61 178V177H60ZM78 178V177H77ZM80 178V177H79ZM89 178V177H88ZM93 178V177H92ZM92 178L90 179L91 181H92ZM106 178V177H105ZM146 178V177H145ZM167 178V177H166ZM201 178V177H200ZM219 178V177H218ZM222 178V177H221ZM259 178V177H258ZM25 179H26V176H25ZM36 179V178H35ZM44 179H46V177L44 178ZM48 180H49V178H47ZM102 179H104V178H102ZM117 179V178H116ZM122 180H123V178H121ZM126 179V178H125ZM134 179L136 180L137 179V182H138V178H136V177H134ZM133 179V180H134ZM147 179V178H146ZM152 179V178H151ZM193 179V178H192ZM192 179H191V181H192ZM224 179V181H225V178H222V180ZM256 179H257V177H256ZM16 179H14V181H15ZM33 180V179H32ZM71 180V179H70ZM80 180V179H79ZM119 180V179H118ZM117 180V181H118ZM135 180H134V182H135ZM211 180V179H210ZM216 180H219V179H216ZM261 180V179H260ZM8 181H10V180H8ZM19 181V180H18ZM25 181V180H24ZM27 181H28V178H27ZM31 181V180H30ZM43 181V180H42ZM52 181V180H51ZM77 181V180H76ZM81 181V180H80ZM109 181H110V179H109ZM116 181V180H115ZM126 181V180H125ZM142 181V180H141ZM140 181V182H141ZM153 181H155L154 180V178H153ZM161 181V180H160ZM197 180L195 179V182H196ZM212 181H215V179L213 180L212 179ZM224 181H219L218 182V185L219 186H221L223 189H225V190H230V191H234L235 189L237 190L238 188H232V187H228V186H226V183H224ZM262 181V180H261ZM16 182V181H15ZM66 182H68V181H66ZM93 182V181H92ZM99 182V181H98ZM122 182V181H121ZM127 182V181H126ZM156 182H157V180H156ZM155 182V183H156ZM180 182V181H179ZM11 182H9L8 183V185L10 184ZM17 183V182H16ZM28 183H30L29 181H28ZM36 183V182H35ZM45 183H46V181H45ZM70 183V182H69ZM78 183V182H77ZM77 183L76 184H74V185H77ZM120 183V182H119ZM123 183V182H122ZM122 183L120 184L121 186H122ZM145 183V182H144ZM148 183V182H147ZM151 183V182H150ZM150 183H148V184H150ZM154 183V184H155ZM212 183V182H211ZM214 183H216L217 184V182H214ZM213 183V184H214ZM42 184V183H41ZM64 184V183H63ZM111 184V183H110ZM127 184V183H126ZM131 184V183H130ZM129 184V185H130ZM135 184V183H134ZM160 184V183H159ZM158 184V185H159ZM215 184V185H216ZM258 184V183H257ZM34 185V184H33ZM44 185V184H43ZM42 185V186H43ZM46 185V184H45ZM61 185V184H60ZM60 185H58L57 184V186H60ZM64 185H66V184H64ZM69 185V184H68ZM73 185V186H74ZM79 187H82V186H80L81 185V183L79 182ZM104 185H108V184H104ZM114 185V184H113ZM119 185V187L121 188V186ZM141 185V184H140ZM147 185V184H146ZM210 185V184H209ZM228 185H230V184H228ZM10 187L12 186L11 184L9 185ZM13 186L15 187V185L13 184ZM12 186V187H13ZM31 186V185H30ZM29 186V187H30ZM38 186H40L39 184H38ZM62 186V185H61ZM73 186H71V187H73ZM152 186H153V184H152ZM176 186V185H175ZM188 186V185H187ZM191 186H193V185H191ZM191 186H190V189H191ZM218 186V187H219ZM236 186V185H235ZM262 186V185H261ZM9 187V188H10ZM11 187V188H12ZM26 187V186H25ZM33 187V186H32ZM67 187V186H66ZM90 187V186H89ZM109 187V186H108ZM133 187H135L134 185H133ZM133 187H132V189H133ZM136 187H137V184H136ZM143 187V186H142ZM141 187V188H142ZM154 187V186H153ZM159 187V186H158ZM217 187V186H216ZM7 188H8V186H7ZM37 188H40V187H36L35 188V190L37 189ZM41 188H43V187H41ZM56 188V187H55ZM75 188H77L76 186H75ZM85 188V187H84ZM93 188H94V186H93ZM116 188V187H115ZM122 188H124L123 186H122ZM128 188V187H127ZM146 188V187H145ZM179 188V187H178ZM193 188V187H192ZM198 188V187H197ZM196 188V189H197ZM199 188H201V187H199ZM256 188V187H255ZM13 189V191L15 192V190H14V188H12ZM11 189V190H12ZM15 189H17V188H15ZM21 189V188H20ZM30 189V188H29ZM44 189V188H43ZM43 189H39V191L40 190H43ZM54 189V188H53ZM52 189V190H53ZM58 189H60V188H58ZM80 189V188H79ZM95 189V188H94ZM130 189V188H129ZM136 189V188H135ZM171 189H172V187H171ZM180 189V188H179ZM182 189V188H181ZM240 189V188H239ZM10 189H9V191H11ZM33 190V189H32ZM34 190V191H35ZM38 190V189H37ZM49 190H51V187L49 188ZM72 190V189H71ZM82 190H84V189H82ZM99 190V189H98ZM97 190V191H98ZM109 190V189H108ZM118 190V189H117ZM122 190V189H121ZM121 190H119V191H121ZM124 190V189H123ZM123 190H122V193H124L123 192ZM149 190V189H148ZM201 190H202V188H201ZM201 190H199L198 192H197V194L196 195H194V193H193V195L191 194V192H189V190H188V192H187V190H186V195L188 196L189 194L190 195H192V197H193V199H195V200H197V198H198V200H199V198L200 197H198V196H201L202 194H201ZM24 191V189L22 190V191H20L21 193ZM57 191H59V190H57ZM68 191H69V188H68ZM75 191V190H74ZM76 191H77V189H76ZM76 191H75V193H76ZM79 191H81V190H79ZM119 191H116V193H118ZM129 191V190H128ZM132 191H134V190H132ZM138 191V190H137ZM171 191V190H170ZM177 191V190H176ZM192 192H195L194 190H191ZM204 191V190H203ZM14 192H12L10 195H9V198L8 199H10V204H8V207L10 208V210H12L13 211V213H15V215L17 214V212H19L20 211V208H19V210L17 211V208H18V204L17 203H15V197L17 198L18 197V194H19V196H21L20 195V193H14ZM18 192H19V190H18ZM47 192H50V191H46V194H50V193H47ZM113 192V191H112ZM111 192V193H112ZM146 192H148V191H146ZM211 193H212V191H210ZM237 192H239V191H237ZM30 193H31V191H30ZM30 193H26L25 194V197H29V198H31L30 196H31V194ZM36 193H39V192H36ZM44 193V192H43ZM42 193V194H43ZM65 193V192H64ZM84 193V192H83ZM92 193H93V191H92ZM98 193V192H97ZM108 193H110V192H108ZM132 193V192H131ZM137 193V192H136ZM152 193V192H151ZM196 193V192H195ZM264 193V192H263ZM9 194V193H8ZM23 194V193H22ZM78 194V193H77ZM81 194V193H80ZM101 194H102V192H101ZM120 194H121V192H120ZM119 194V195H120ZM144 194V193H143ZM150 194V193H149ZM176 194V193H175ZM201 194V195H200ZM206 194H208V193H206ZM225 194V193H224ZM237 194V193H236ZM239 194V193H238ZM4 195V194H3ZM7 195V194H6ZM89 195V194H88ZM98 195V194H97ZM107 195V194H106ZM111 195V194H110ZM109 195V196H110ZM114 195V194H113ZM112 195V196H113ZM122 195V194H121ZM125 195V194H124ZM145 195L147 196L148 194H146L145 193ZM170 195V194H169ZM182 195H183V193H182ZM264 195V194H263ZM5 196V195H4ZM3 196V197H4ZM23 196H24V194H23ZM44 196V195H43ZM47 196V195H46ZM66 196V195H65ZM80 196V195H79ZM99 196V195H98ZM108 196V197H109ZM126 197H127V195H125ZM152 196V195H151ZM150 196V197H151ZM203 196H206L205 195V193H204V195ZM208 196H210V197H212V201H213V205H211V208H210V210H211V213H213L212 211H214V204L216 203V202H220L221 200H222V194L221 193H219V191L218 192H216V193H212V194H208ZM239 196V195H238ZM241 196V195H240ZM0 197H1V195H0ZM32 197H33V195H32ZM50 197H52V196H50ZM69 197V196H68ZM86 197V196H85ZM103 198H106V197H104V196H102ZM114 197V196H113ZM122 197V196H121ZM165 197V196H164ZM163 197V198H164ZM183 197V196H182ZM202 197V196H201ZM20 198H22V196L20 197ZM40 199H41V197H39ZM44 198V197H43ZM45 198H47V197H45ZM44 198V199H45ZM55 198H57L56 197V194H55ZM55 198H54V200H55ZM61 198V197H60ZM82 198H83V196H82ZM82 198H80V199H82ZM99 198V197H98ZM101 198V197H100ZM128 198V197H127ZM127 198H125L124 200L125 201H129ZM131 198V197H130ZM129 198V199H130ZM147 198H149V197H147ZM162 198V199H163ZM169 198V197H168ZM167 198V199H168ZM203 198V197H202ZM205 198L206 197H204V200H205ZM242 198V197H241ZM32 199V198H31ZM36 199V198H35ZM35 199H34V201H35ZM50 199V198H49ZM76 199H77V197H76ZM78 199H79V197H78ZM84 199V198H83ZM88 199V198H87ZM86 199V200H87ZM92 199V198H91ZM106 199H108V198H106ZM105 199V200H106ZM121 199H123V198H121ZM171 199V198H170ZM190 199H191V197H190ZM243 199H246V198H243ZM248 199H250V197L248 198ZM260 199V198H259ZM2 200H3V198H2ZM5 200V199H4ZM21 200V199H20ZM26 200H27V198H26ZM42 200V199H41ZM66 200V199H65ZM74 200V199H73ZM101 200V199H100ZM104 200V199H103ZM132 200H133V198H132ZM189 200V199H188ZM209 200V199H208ZM242 200V199H241ZM263 200H264V198H263ZM29 201H31L30 199H28V202H27V204L29 203ZM33 201V202H34ZM38 201V199H36V202ZM44 201V200H43ZM42 201V202H43ZM46 201V200H45ZM49 201V200H48ZM56 201V200H55ZM53 202V204L54 205H56V202ZM62 201V200H61ZM77 201V200H76ZM96 201H98V200H96ZM95 201V202H96ZM107 201V200H106ZM114 201V200H113ZM116 201V200H115ZM165 201V200H164ZM203 201V200H202ZM223 201V200H222ZM246 201V200H245ZM32 202V201H31ZM31 202H30V204H31ZM41 202V201H40ZM47 202V201H46ZM83 202V201H82ZM82 202H81V204H82ZM92 202V201H91ZM100 202V201H99ZM101 202H102V200H101ZM118 202V201H117ZM156 202V201H155ZM188 202V201H187ZM224 202V201H223ZM222 202V203H223ZM0 203H1V201H0ZM6 203H9V202H7L6 201ZM45 203V202H44ZM59 203V202H58ZM57 203V204H58ZM80 203V202H79ZM86 203V202H85ZM89 203H90V201H89ZM125 203V202H124ZM136 203H137V200H136ZM135 203V204H136ZM142 203V202H141ZM146 203H148V201L147 202H145V204ZM189 203V202H188ZM198 203H199V201H198ZM243 203V202H242ZM256 204L255 205V207H254V210H253V213H254V211H255V209H260L261 210V213H264V202L263 201H260V200H258V198H257V201L255 202V200H249L248 202H246V205L247 206H250L251 204ZM2 204V203H1ZM30 204H28L29 205V207H31V205ZM40 204H42V203H40ZM47 204H48V202H47ZM47 204H45V206H49V204L47 205ZM70 204V203H69ZM68 204V206H72V205H69ZM74 205H75V201H74V203H73ZM104 203L102 202V206H105L106 205V203H105V205H103ZM117 204V203H116ZM125 204H127V202L125 203ZM140 204V203H139ZM138 204V205H139ZM149 204V203H148ZM52 205V204H51ZM61 205V204H60ZM73 205V206H74ZM78 205V204H77ZM92 205V204H91ZM91 205H88V206H90L91 207ZM111 205V204H110ZM147 205V204H146ZM244 205V204H243ZM245 205V206H246ZM1 206H3V205H1ZM0 206V207H1ZM5 206V205H4ZM59 206V205H58ZM109 206V205H108ZM117 206V205H116ZM123 206V205H122ZM121 206V207H122ZM130 206V205H129ZM137 206V205H136ZM135 206V207H136ZM142 206H144V205H142ZM148 206V205H147ZM147 206H146V208H147ZM152 205H150L149 207H151ZM252 206H254V205H252ZM251 206V207H252ZM29 207H27V208H29ZM51 207V206H50ZM53 207H55V206H53ZM115 207V206H114ZM127 207V206H126ZM138 207V206H137ZM136 207V208H137ZM62 208V207H61ZM81 208H82V205H81ZM110 208V207H109ZM124 208V207H123ZM130 208V207H129ZM139 208V207H138ZM137 208V209H138ZM144 208V207H143ZM146 208H144V209H146ZM6 209V208H5ZM30 209V208H29ZM32 209V208H31ZM30 209V211H32ZM50 209H52V208H50ZM54 209H57L56 207L54 208ZM67 209V208H66ZM72 209V208H71ZM127 209V208H126ZM136 209V210H137ZM150 209V208H149ZM152 209V211H153V208H151ZM155 209V208H154ZM223 209V208H222ZM245 209V208H244ZM246 209H247V207H246ZM257 209V210H258ZM1 210H2V207H1ZM102 210V209H101ZM100 210V211H101ZM123 210V209H122ZM130 210V209H129ZM132 210V209H131ZM131 210L129 211L130 213H131ZM139 210V209H138ZM148 210V209H147ZM226 210V209H225ZM236 210V209H235ZM235 210H233V211H235ZM243 210V209H242ZM256 210V211H257ZM26 211H28V210H26ZM54 212H55V214H56V211L55 210H53ZM61 212H62V210H60ZM64 211V210H63ZM89 211H91V209L89 210ZM93 211H94V209H93ZM107 211V210H106ZM106 211L104 210V213H106ZM133 211V210H132ZM135 211V210H134ZM145 211V213H146V210H144ZM155 211V210H154ZM153 211V212H154ZM193 211V210H192ZM216 211V210H215ZM214 211V212H215ZM223 211V210H222ZM221 211V212H222ZM227 211V210H226ZM229 211V210H228ZM227 211V212H228ZM231 211V210H230ZM232 211V212H233ZM249 211V210H248ZM251 211V210H250ZM4 212H6V211H4ZM21 212V211H20ZM19 212V213H20ZM24 212V211H23ZM47 212V211H46ZM65 212H66V210H65ZM73 212V211H72ZM80 212V211H79ZM97 212H98V210H97ZM123 212V211H122ZM125 212V211H124ZM126 212H127V210H126ZM128 212V213H129ZM149 212V210L147 211V213ZM157 212V211H156ZM225 212V211H224ZM224 212H222V213H224ZM236 212V211H235ZM244 212H246L245 214L246 215H248V213H247V211L246 210H244ZM243 212V213H244ZM9 213V211L7 212V214ZM28 212H26V214H27ZM52 213V212H51ZM102 214V212H101V214L104 216V215H106V214ZM112 213H113V211H112ZM127 213V214H128ZM133 213V212H132ZM132 213H131V215H132ZM141 213V212H140ZM158 213H159V211H158ZM170 213V212H169ZM194 213V212H193ZM210 213V212H209ZM222 213L220 214V215H222ZM226 213V212H225ZM231 213V212H230ZM240 213H241V211H240ZM251 213V212H250ZM0 214H1V212H0ZM21 214H23L22 216H24V215H26L25 214V212L24 213H21ZM29 214V213H28ZM33 214H35V212L33 213ZM44 214H47V213H44ZM54 214V215H55ZM64 214V213H63ZM92 214V213H91ZM108 214V213H107ZM137 214V213H136ZM138 214H139V212H138ZM156 214V213H155ZM172 214V213H171ZM198 214V213H197ZM215 214H216V212H215ZM235 214V213H234ZM259 214V213H258ZM3 215H4V213H3ZM10 215V214H9ZM18 215V214H17ZM39 215H41V214H38L37 215V213H36V217L37 218H39L38 216ZM51 215V214H50ZM88 215V214H87ZM100 215V214H99ZM109 215H111V213H109ZM117 214H115V215H113V217L114 216H116ZM130 215V216H131ZM141 215V214H140ZM142 215H144V212H143V214ZM147 215V214H146ZM151 215V214H150ZM161 215V214H160ZM168 215H170V214H168ZM195 215V214H194ZM219 215V216H220ZM233 215V214H232ZM235 215H237V214H235ZM262 215V214H261ZM260 215V216H261ZM1 216V215H0ZM13 216V215H12ZM19 217V215H18V217L19 218H24V217ZM44 216V215H43ZM47 216V215H46ZM46 216H44L43 218H45ZM52 216V215H51ZM50 216V217H51ZM56 216H61V215H56ZM67 216V215H66ZM66 216H65V218H66ZM69 216H71V215H69ZM75 216V215H74ZM89 216V215H88ZM97 216V215H96ZM125 216H126V214H125ZM125 216H121L120 218H122V217H124L125 218ZM133 216V215H132ZM156 216V215H155ZM158 216H159V214H158ZM157 216V217H158ZM213 216H214V214H213ZM213 216H211V217H213ZM217 216V215H216ZM216 216H215V218H216ZM226 216V215H225ZM260 216H254L253 218H257V220H259L260 219ZM9 217V216H8ZM27 217V216H26ZM32 217V216H31ZM30 217V218H31ZM57 217V218H58ZM93 217V216H92ZM99 217H102V216H99ZM117 217V216H116ZM135 217H138V216H136L135 215ZM141 217V216H140ZM144 217V216H143ZM149 217V216H148ZM154 217V216H153ZM198 217V216H197ZM211 217H209L210 218V220H211ZM228 217V216H227ZM241 217H243V216H241ZM245 217V216H244ZM243 217V218H244ZM247 218L246 219H248V216H246ZM263 218H264V216H262ZM6 218V217H5ZM11 218V217H10ZM9 218V219H10ZM34 218H35V216H34ZM37 218H35V219H37ZM52 218L53 217H51L50 218V220H52ZM56 218V219H57ZM65 218H63V219H65ZM70 218V217H69ZM72 218V217H71ZM95 218V217H94ZM98 218V217H97ZM111 218V217H110ZM115 218V217H114ZM114 218H113V220H114ZM132 218V217H131ZM131 218H129V219H131ZM151 218L152 217H150V219L149 220H151ZM156 218V217H155ZM199 218V217H198ZM219 218V217H218ZM221 218V217H220ZM226 218V217H225ZM224 218V219H225ZM230 218H231V215H230ZM229 218V219H230ZM242 218V219H243ZM0 219H1V217H0ZM16 219H17V216H16ZM34 219V220H35ZM46 219H47V217H46ZM68 219V218H67ZM73 219V218H72ZM72 219H71V222H73L72 221ZM79 219V218H78ZM87 219V218H86ZM93 219V218H92ZM104 219V218H103ZM152 219H154V218H152ZM228 219V220H229ZM232 219H234L233 217H232ZM4 220V219H3ZM7 220V219H6ZM25 220V219H24ZM42 220V219H41ZM84 220H85V218H84ZM97 221H98V219H96ZM120 220V222L122 221L123 222V225L125 224V226H126V223H124V221L126 220H121V219H119ZM118 220V221H119ZM133 220H135V219H133ZM137 220H139V219H137ZM136 220V221H137ZM142 220V219H141ZM137 221L136 222V224L139 222V224H140V222H142L141 223V225L145 222H143V221ZM146 220V219H145ZM157 220H158V218H157ZM193 220V219H192ZM201 220V219H200ZM215 220V219H214ZM213 220V221H214ZM218 220H220V219H218ZM237 220H240V218H238ZM244 220V219H243ZM249 220V219H248ZM253 220V219H252ZM256 220V221H257ZM10 221V220H9ZM36 221H38V220H36ZM45 221V220H44ZM46 221H48V219L46 220ZM57 221V220H56ZM61 221V220H60ZM64 221V220H63ZM67 221V220H66ZM74 221L76 222V220L74 219ZM78 221V220H77ZM91 220H89V222H90ZM93 221H94V219H93ZM100 221H101V219H100ZM117 221V220H116ZM147 221V220H146ZM199 221V220H198ZM208 221V220H207ZM216 221V220H215ZM231 221H233V220H230V223H231ZM241 222H243L242 220H240ZM254 221V220H253ZM256 221L255 222H253L254 224H256ZM263 222L264 221V219L263 220H259V221H257L258 222V224H259V222ZM12 222H13V220H12ZM20 222V220L17 222V225H18V223ZM69 222V221H68ZM80 223H82V220L81 221H79ZM86 222V221H85ZM122 222H121V224H122ZM131 222H133L132 221V219H131ZM149 222V221H148ZM200 222V221H199ZM212 222V221H211ZM238 222V221H237ZM247 223L249 222V221H246ZM261 222V223H262ZM7 223V222H6ZM21 223V222H20ZM24 223H25V221H24ZM38 223V222H37ZM44 223H46L47 224V222H44ZM59 223V222H58ZM57 223V224H58ZM61 223V225H62V223L63 222H60ZM59 223V224H60ZM88 223V222H87ZM100 223V222H99ZM102 224H103V221L101 222ZM100 223V224H101ZM106 223H108V219H107V222ZM114 223H116V222H114ZM114 223H112V224H114ZM134 223V222H133ZM158 223V222H157ZM223 223V222H222ZM226 223H228V222H226ZM234 223H235V221H234ZM259 224V225H257V227L258 226H260V225H262V224ZM2 224V223H1ZM11 224H13V223H11ZM46 224L44 225V226H46ZM48 224H49V221H48ZM47 224V225H48ZM50 224H52L51 222H50ZM118 224H119V222H118ZM117 224V225H118ZM120 224V225H121ZM154 224V223H153ZM160 224V223H159ZM159 224H155V225H158L159 226ZM162 224V223H161ZM224 224V223H223ZM222 224V225H223ZM232 224V223H231ZM2 225H4V224H2ZM7 225V224H6ZM17 225H15L16 227H19V226H17ZM22 225V224H21ZM21 225H20V228H21ZM24 225V224H23ZM22 225V227H26V229H28L27 228V226H23ZM53 225V224H52ZM51 225V226H52ZM64 225L65 224H63V226H56V228L55 229H57L58 230V232H59V230H61V229H63V227H64ZM68 225V224H67ZM73 225V224H72ZM72 225H70V227H73ZM75 225V224H74ZM78 225H79V223H78ZM83 225H85V224H83ZM83 225H81V226H83ZM87 225V224H86ZM85 225V226H86ZM89 225V224H88ZM87 225V226H88ZM123 225H121V226H118V227H122ZM130 225H131V223H130ZM133 225V224H132ZM131 225V226H132ZM140 225V226H141ZM145 225H146V223H145ZM151 225V224H150ZM229 223H228V225H226V226H228L227 228H225L222 232L223 233H225V231H227V232H229V234L231 233V227H232V229H233V231H234V234H237L238 236H243V234H238L237 233V228H238V225L237 224H232V226L231 227H229ZM10 226V225H9ZM14 226V227H15ZM31 226V225H30ZM30 226H28V227H30ZM54 226V225H53ZM52 226V227H53ZM77 226V225H76ZM86 226V227H87ZM90 226H93V223H92V225L90 224ZM94 226H95V224H94ZM93 226V227H94ZM97 226V225H96ZM100 226V225H99ZM102 226V225H101ZM100 226V227H101ZM107 226V225H106ZM134 226H137V225H135L134 224ZM143 226V225H142ZM203 226V225H202ZM221 226V225H220ZM47 227V226H46ZM68 227H69V225H68ZM75 227V226H74ZM80 227V226H79ZM108 227H111L110 226V224H109V226ZM114 227H115V225L113 226L112 225V228L114 229ZM126 227H128V226H126ZM126 227H124V228H126ZM139 227V226H138ZM155 227V226H154ZM157 227V226H156ZM254 227V226H253ZM260 227H262V226H260ZM7 228V227H6ZM36 228V227H35ZM42 228V227H41ZM45 228V227H44ZM43 228V229H44ZM75 228H77V233H79L78 232V226L77 227H75ZM82 227H80L79 228V230L81 229ZM90 228V227H89ZM104 228V227H103ZM120 228H118V229H120ZM123 228V227H122ZM131 228V227H130ZM136 228V227H135ZM135 228H133V230H135ZM145 228V227H144ZM146 228H147V226H146ZM152 228H153V226H152ZM241 228V227H240ZM256 228V225H255V227H254V229ZM263 228V227H262ZM11 229V228H10ZM18 229V228H17ZM24 229V228H23ZM31 229V228H30ZM29 229V230H30ZM46 229V228H45ZM44 229V230H45ZM50 229H51V227H50ZM65 229V228H64ZM67 229H69L70 230V228H67ZM72 229V228H71ZM74 229V228H73ZM83 229V228H82ZM81 229V230H82ZM86 229V228H85ZM95 230L97 229L96 227L94 228ZM109 229V228H108ZM113 229H112V232H113ZM117 229V228H116ZM117 229V230H118ZM141 229H143V228H141ZM151 229V228H150ZM158 229V228H157ZM160 229V228H159ZM158 229V230H159ZM164 229V228H163ZM206 229V228H205ZM251 229H252V227H251ZM253 229V230H254ZM257 229V228H256ZM260 229V228H259ZM20 230V229H19ZM22 230V229H21ZM28 230V231H29ZM32 230V229H31ZM43 230V231H44ZM69 230H65L66 232H68ZM75 230V229H74ZM74 230H72L74 233H75V231ZM80 230V231H81ZM89 230V229H88ZM100 230V229H99ZM99 230H97L96 232L98 233V234H100L98 231ZM104 230V229H103ZM130 230V229H129ZM131 230H132V228H131ZM138 230V229H137ZM140 230V229H139ZM154 230V229H153ZM168 230V229H167ZM238 230H239V228H238ZM241 230V229H240ZM250 230V229H249ZM248 230V231H249ZM261 230V229H260ZM9 231V230H8ZM11 231V230H10ZM23 231V230H22ZM22 231H19L20 233H22ZM25 231H27V230H25ZM34 231H38L39 232V230L38 229H36V230H34ZM42 231V232H43ZM52 231H53V228H52ZM56 231V230H55ZM83 231V230H82ZM125 231V230H124ZM128 231V230H127ZM142 231H144V230H140V231H138V233H140L139 235H142L141 233H143ZM170 231V230H169ZM244 231V230H243ZM247 231V230H246ZM251 231V230H250ZM257 231V230H256ZM255 230H254V234H256V236L254 235V239H256L255 240V245L257 246V247H255V250H257V248H259V250H260V248H262L263 246H264V234L262 233V231H257L256 232ZM15 232H16V230H15ZM31 232V231H30ZM37 232V234L39 235V233ZM41 232V233H42ZM49 232H51V231H49ZM62 232V231H61ZM85 232V231H84ZM93 232V231H92ZM106 232V231H105ZM108 232H110L111 233V230L109 229V231ZM122 232V231H121ZM130 232V231H129ZM134 233H135V231H133ZM145 232H147V231H144V234H145ZM179 232V231H178ZM239 232V231H238ZM241 232V231H240ZM256 232V233H255ZM19 233V234H20ZM33 233V232H32ZM31 233V234H32ZM56 233V232H55ZM86 233V232H85ZM84 233V234H85ZM90 233V232H89ZM89 233H86L87 235L89 234ZM104 233V232H103ZM114 233H116V232H114ZM137 233V232H136ZM135 233V234H136ZM137 233V234H138ZM148 233V232H147ZM157 233V232H156ZM176 233V232H175ZM242 233H244V232H242ZM250 233V232H249ZM248 233V234H249ZM7 234H9V232L7 233ZM24 234V233H23ZM30 234V235H31ZM36 234V233H35ZM42 234H44V233H42ZM63 234H65V232L63 233ZM66 234H68V233H66ZM70 234V233H69ZM81 234V233H80ZM94 234H95V232H94ZM92 235V236H95V235ZM117 234V233H116ZM120 234V233H119ZM126 234H128L127 232H126ZM152 234V233H151ZM228 234V233H227ZM232 234H233V232H232ZM245 234V233H244ZM11 235H12V233H11ZM11 235H9V237L11 236ZM15 235H17V233L15 234ZM22 235V234H21ZM29 235V236H30ZM52 235V234H51ZM56 235V234H55ZM59 233H57V237H59ZM70 235H73V234H70ZM77 235V234H76ZM75 234H74V236H68V237H71L69 240H70V242L69 241H66V239H68V237L67 236H63L64 238H66L65 239V244H66V242H69V245L70 246H68V247H73V245H74V238H76V237H78V236H76ZM91 235V234H90ZM102 235V234H101ZM105 235V234H104ZM112 235V234H111ZM113 235H115V234H113ZM113 235H112V238H113ZM130 235V234H129ZM250 235V234H249ZM251 235H252V233H251ZM263 235V236H262ZM5 236H6V233L5 232H3L2 231V229H0V240H2L3 238H4V240H6L5 239ZM26 236H28V233H27V235ZM35 236H37V235H35ZM48 236V235H47ZM53 236V235H52ZM76 236V237H75ZM89 236V235H88ZM108 235H106V237H107ZM119 236V235H118ZM128 236V235H127ZM126 236V237H127ZM146 236L148 237V235L146 234ZM154 236V235H153ZM178 236V235H177ZM226 236V235H225ZM229 235H227V237H228ZM233 236H235V235H233ZM247 236V235H246ZM7 237V236H6ZM12 237V236H11ZM20 237H22V236H20ZM31 237H33V236H31ZM40 236H38V238H39ZM44 237V236H43ZM56 237V236H55ZM74 237V238H73ZM83 237H85L84 235H83ZM82 237V238H83ZM100 237V236H99ZM109 237V236H108ZM116 238H117V236H115ZM135 236H133V238H134ZM140 237H142V236H140ZM232 237V236H231ZM257 237V238H256ZM16 238V237H15ZM15 238H14V240H15ZM36 238V237H35ZM52 238V237H51ZM50 238V239H51ZM73 238V239H72ZM79 238H81V237H79ZM90 238V237H89ZM98 238V237H97ZM97 238H96V240H97ZM137 238V237H136ZM149 238V237H148ZM225 238V237H224ZM233 238H235V237H233ZM237 238V237H236ZM235 238V239H236ZM249 238V237H248ZM10 239V238H9ZM40 239V238H39ZM43 239V238H42ZM41 239V240H42ZM46 239H47V237H46ZM56 239V238H55ZM95 239V238H94ZM107 239V238H106ZM108 239H110V238H108ZM107 239V240H108ZM118 239V238H117ZM144 237H143V241H144ZM151 239V238H150ZM228 239V238H227ZM237 239H239V238H237ZM247 239V238H246ZM44 240V239H43ZM77 240V239H76ZM82 240V241H81ZM81 240H79V242L81 241V242H83V239H81ZM86 240V239H85ZM90 240V239H89ZM96 240H94V241H96ZM105 240V239H104ZM128 240H130V239H128ZM135 240V239H134ZM155 240H157V239H155ZM203 240V239H202ZM240 240V239H239ZM241 240H242V237H241ZM245 240V239H244ZM252 240V239H251ZM7 241V240H6ZM16 241L18 242V240L16 239ZM15 241V242H16ZM22 241V240H21ZM45 241V240H44ZM51 241H53V242H55L54 240H53V238H52V240ZM51 241L49 242V240L47 241V242H49V243H51ZM94 241H92L93 243H94ZM110 241H111V239H110ZM109 241V242H110ZM113 241H114V239H113ZM121 241V240H120ZM159 241V240H158ZM157 241V242H158ZM243 241V240H242ZM5 242V241H4ZM3 242V243H4ZM12 242V241H11ZM63 242H64V239H63ZM80 242V243H81ZM87 242H88V238H87ZM90 242V241H89ZM98 242V241H97ZM131 242V241H130ZM137 242V241H136ZM146 242V241H145ZM155 242V241H154ZM154 242H152V244H154ZM161 242V241H160ZM244 242V241H243ZM243 242H241V243H243ZM246 242V241H245ZM247 242H249V239L247 240ZM2 242H0V244H1ZM39 243H40V241H39ZM46 243V242H45ZM45 243H43V245L45 244ZM77 243V242H76ZM111 243V242H110ZM126 243V242H125ZM128 243V242H127ZM144 243V242H143ZM6 244H9L8 242H6ZM18 244H19V242H18ZM22 244V243H21ZM24 244V243H23ZM27 244V243H26ZM26 244H25V246H26ZM35 244H37V243H35ZM64 244V245H65ZM79 244V243H78ZM82 244H84V243H82ZM87 244V243H86ZM90 243H88L87 244V246L89 245ZM118 244V243H117ZM131 244V243H130ZM146 244V243H145ZM157 244V243H156ZM159 244V243H158ZM161 244V243H160ZM243 244H246L247 246L248 245H251V244H247V243H243ZM242 244V245H243ZM9 245H11V244H9ZM14 243H13V247H14ZM17 245V244H16ZM38 245V244H37ZM46 245V244H45ZM47 245H49L48 243H47ZM63 245V244H62ZM61 245V246H62ZM80 245V244H79ZM85 245V244H84ZM116 245V244H115ZM126 245H129V244H126ZM221 245V244H220ZM227 245V244H226ZM4 246H5V244H4ZM12 246V245H11ZM40 246V245H39ZM67 246V245H66ZM82 246V245H81ZM106 246V245H105ZM118 246V245H117ZM123 246V245H122ZM122 246H121V248H122ZM151 246V245H150ZM158 246V245H157ZM161 246V245H160ZM163 246V245H162ZM253 246V245H252ZM17 247H19V246H16V248ZM23 246L21 245V248H22ZM29 247V246H28ZM43 247V246H42ZM48 247H51V246H48ZM63 247H65V246H63ZM74 247H76V246H74ZM91 247V246H90ZM101 247V246H100ZM143 247V246H142ZM146 247V246H145ZM2 248H5V247H3L2 246ZM30 249H32V247L30 246L29 247ZM56 248H57V250H58V246H56ZM56 248L54 247V249H55V251H56ZM76 248H78V247H76ZM75 248V249H76ZM98 248V247H97ZM118 248V247H117ZM207 248V247H206ZM248 248V247H247ZM6 249V248H5ZM12 249V248H11ZM29 249V250H30ZM33 249H34V247H33ZM37 249V248H36ZM44 249L45 248H43V249H41V250H43L44 251ZM67 249H69V248H67ZM72 249V248H71ZM74 249V248H73ZM79 249V248H78ZM77 249V250H78ZM124 249H125V247H124ZM144 249V248H143ZM161 249V248H160ZM204 249V248H203ZM219 249V248H218ZM227 249V248H226ZM263 249H264V247H263ZM262 249V250H263ZM4 250V249H3ZM13 250V249H12ZM62 250H63V248H62ZM61 250V251H62ZM77 250L75 251V253L77 252ZM87 250H88V248H87ZM96 250H98V249H96ZM100 250V249H99ZM147 250V249H146ZM157 250V249H156ZM158 250H159V248H158ZM192 250V249H191ZM207 250V249H206ZM259 250L257 251V252H259ZM5 251V250H4ZM18 251H20V250H18ZM47 251V250H46ZM54 251V252H55ZM60 251V250H59ZM65 251V250H64ZM72 251V250H71ZM142 251V250H141ZM160 251V250H159ZM209 251V250H208ZM224 251V250H223ZM236 251V250H235ZM21 252V251H20ZM30 252H32V251H30ZM54 252H51V250H50V254L51 253H53V254H55ZM68 252H69V250H68ZM67 252V253H68ZM82 252V251H81ZM97 252V251H96ZM126 252V251H125ZM137 252V251H136ZM212 252V251H211ZM5 253V252H4ZM40 253V252H39ZM66 252H64V254H65ZM70 253V252H69ZM71 253H73V252H71ZM106 253V252H105ZM142 253V252H141ZM168 253V252H167ZM166 253V254H167ZM215 253V252H214ZM248 253V252H247ZM253 253H255V252H253ZM38 254V253H37ZM48 254H49V252H48ZM74 254V253H73ZM78 253H76V255H77ZM80 254H82V253H80ZM94 254V253H93ZM104 254V253H103ZM129 254V253H128ZM190 254V253H189ZM193 254V253H192ZM209 254V253H208ZM226 254V253H225ZM229 254V253H228ZM246 254V253H245ZM257 254V253H256ZM261 254H263L262 253V251H261ZM52 255V254H51ZM50 255V256H51ZM59 256H60V253L58 254ZM57 255V256H58ZM66 255V254H65ZM69 255V254H68ZM90 255V254H89ZM144 255V254H143ZM150 255V254H149ZM154 255V254H153ZM173 255V254H172ZM220 255V254H219ZM227 255V254H226ZM247 255V254H246ZM4 256V255H3ZM13 256H15V255H13ZM47 256V255H46ZM57 256H56V258H57ZM83 256H84V254H83ZM93 256V255H92ZM110 256V255H109ZM129 256V255H128ZM158 256V255H157ZM167 256V255H166ZM187 256V255H186ZM261 256V257H260ZM67 257V256H66ZM79 257V256H78ZM82 257V256H81ZM100 257V256H99ZM103 257V256H102ZM105 257V256H104ZM113 257V256H112ZM124 257V256H123ZM141 257V256H140ZM152 257V256H151ZM161 257V256H160ZM181 257V256H180ZM190 257V256H189ZM248 257V256H247ZM260 257V258H259ZM259 260H263V257L264 256H262V255H260V253H259ZM4 258V257H3ZM20 258V257H19ZM42 258V257H41ZM49 258V257H48ZM52 258H54V257H52ZM62 259H63V257H61ZM88 258V257H87ZM86 258V259H87ZM106 258V257H105ZM114 258V257H113ZM120 258V257H119ZM146 258V257H145ZM148 258V257H147ZM153 258H154V256H153ZM221 258V257H220ZM245 258V257H244ZM253 258V257H252ZM5 259V258H4ZM3 259V260H4ZM15 259V258H14ZM72 259V258H71ZM91 259V258H90ZM97 259V258H96ZM95 259V260H96ZM159 259H161V258H159ZM184 259V258H183ZM187 259V258H186ZM209 259H210V257H209ZM223 259V258H222ZM234 259V258H233ZM255 259V258H254ZM254 259H253V261H254ZM8 260V259H7ZM44 260V259H43ZM48 260V259H47ZM53 260V259H52ZM57 260H59V259H57ZM64 260V259H63ZM89 260V259H88ZM104 260V259H103ZM111 260V259H110ZM129 260V259H128ZM131 260V259H130ZM145 260V259H144ZM148 260V259H147ZM170 260H171V258H170ZM246 260V259H245ZM256 260V259H255ZM13 261H15V260H13ZM82 261V260H81ZM112 261V260H111ZM122 261H123V259H122ZM125 261V260H124ZM166 261V260H165ZM182 261V260H181ZM194 261V260H193ZM19 262V261H18ZM30 262V261H29ZM44 262V261H43ZM54 262V261H53ZM60 262V261H59ZM66 262V261H65ZM70 262V261H69ZM88 262V261H87ZM125 262H127V261H125ZM145 262V261H144ZM157 262V261H156ZM168 262V261H167ZM172 262V261H171ZM215 262V261H214ZM260 262V261H259ZM3 263V262H2ZM1 263V264H2ZM8 263V262H7ZM13 263V262H12ZM34 262H32V264H33ZM37 263V262H36ZM56 263V262H55ZM58 263V262H57ZM64 262H62V264H63ZM104 263V262H103ZM122 263V262H121ZM158 263H160V262H158ZM162 263V262H161ZM173 263V262H172ZM189 263V262H188ZM198 263V262H197ZM206 263V262H205ZM252 263H254V262H252ZM22 264V263H21ZM38 264H40V263H38ZM67 264H68V262H67ZM74 264H75V262H74ZM114 264V263H113ZM146 264V263H145ZM152 264V263H151ZM166 264V263H165ZM181 264V263H180ZM187 264V263H186ZM202 264V263H201ZM216 264V263H215ZM223 264V263H222Z\"/></svg>",
	"mask_w": 264,
	"mask_h": 264
}]
</instances>
